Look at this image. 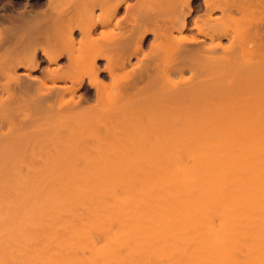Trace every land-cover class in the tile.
<instances>
[{"label": "bare ground", "instance_id": "obj_1", "mask_svg": "<svg viewBox=\"0 0 264 264\" xmlns=\"http://www.w3.org/2000/svg\"><path fill=\"white\" fill-rule=\"evenodd\" d=\"M218 1L219 0H217V1H215V0H46L44 5H42V6L40 5L41 10L38 13H36L37 15L34 12L36 17H35V21L31 23L32 24L31 27H29V25H28V27L32 31L35 30V27H36V30L38 29V31H39L38 35L39 36H37V35L36 36L39 37V38L37 40H34V41H33L34 38L30 39V36L31 37H35V35L34 34L32 35L31 33H30L31 34L30 35L28 33L29 31L27 30V26L25 27V29L28 31L27 33L30 35V36L28 35V37L31 40V44H30L29 43L30 41L28 42V40H27L28 37L25 38L27 43H29V45H30V46H27V48L24 47L25 51L21 50L22 49L21 46H20L21 49L18 48V51H19V49L21 50V51H19L20 53L17 50L15 51L14 49L13 50L10 49V47L12 48L13 46L19 47L18 46L19 44H17V43H16L17 45L9 46L8 48L10 50L8 51V48L4 47L5 45H7L6 43L8 41L5 43V45L1 46L2 44H4V41L6 40V38H4V41H3V39L1 37H4L6 34L11 35L15 31H17V29L20 31L19 28H17V29L15 28L14 29V28H10L9 27L8 30H11V33H9L10 31H6V32L4 31L5 35L3 34V31L1 33V30H0V36H1L0 37V43H1V40L3 42L0 45V115L2 114L1 116H3L1 118L2 119V122H1L2 123V127L0 126V128L3 129L6 126V129H7V127H8L7 125H10L11 122L13 123V125H15V123H16V125H17L16 128L17 129L13 125H10V126L14 127L16 130L12 129V127H10V126L8 127V129H10L9 132L11 131V133L13 135L15 134V131L18 130L17 131L18 133L17 132L16 133H17V135L19 137L23 133V131H22V130H24L23 126L27 125L26 126L27 129L26 128L25 129L29 132L31 130V128H33V127H31L33 122H39V123L42 124V122L40 120L44 119V120L48 121V125H44V124H42V125L40 124V125L43 128L47 127L48 130L51 129V132H52V130H54L53 134H55V132H56L55 136H57L58 132L60 131L59 128H61V130L64 129L63 131L66 130V132H67L66 135L64 134L65 135L64 136L62 134L64 136L63 142H62V139L59 138V136H57V137L61 140V142L63 144L66 145L65 148H67V151H69V152H67V155L69 157L66 155L67 156V161L69 160V163L71 162V160H72V162H74L76 160L78 161V159L75 160L72 157H75L77 155L78 151L76 149H78V148L82 149L83 148L82 144H81L80 147L79 146H75L74 145L75 143L72 144V141L73 142L75 141L74 138H77L76 140H77L78 143H79L78 139L80 141L89 139V142H86V144L87 143H91L93 141V142H95L94 145L96 144L100 148H103L106 145V144H104L106 142H103V141H105V140H103V139H105V137L107 138L109 136H112V137L117 138L119 140L123 139L124 137L125 138L126 137L129 138V137H132V136L136 137L135 135H137L140 132L139 129L142 127V123L141 124L140 123L137 124L136 122L138 120L140 122L141 119L142 120H147L145 118L146 117L145 115H150V113L149 114H147V113L144 114L143 113L144 110H145V106H146V104L144 106L143 103H145V102L147 103V101H152V103L154 101V103H155L154 99L156 98L157 99L156 102H158V100H159V105L161 103H163L164 106L162 104H161V106L165 107L164 109H162L161 106H158V108L160 107L159 110L161 109L160 111H162V110L165 111L166 110V106H167L166 105V100L164 99L165 96H163V94H162L163 91H162V93H160L159 91H155V90L159 89L160 87L157 86V89H155V86L153 84L154 80H151V83L149 84L148 90L146 91V93H145V89L146 88L145 89H141V90L140 89H138V90L136 89V91H133L130 94L129 93H123L122 89H121L122 79H121V77L118 76L119 74L117 73V70L125 68V66L127 65L126 64V60H128V62H129V60H130L129 58L134 56L136 53L142 51L143 45H144V41L146 39L145 36L147 34H152V36L155 38V43L152 46V48H154V51H155L156 48H158V51H157L158 54H157L156 51L155 52H156V54L158 56V60L160 59L159 60L160 64H158V67H157V63H156V65L154 63H153L154 65H152L151 64L152 61L149 62V63L153 66L154 69L158 68V74L160 73V75L165 78V81H167V83H169L171 85L170 88L172 86L174 87V89H175V93H173L174 98H175V96L177 94H180V95H184V98H187V100L191 101V99H189L188 96L186 97L185 95L188 92L187 94L189 95V93H190L189 97L192 98L193 95H192L191 91H193V93L195 94L194 95L195 99L192 98V100H194L195 103H196L199 100L198 99L196 101V97L199 98L201 93L206 92L205 90L210 91V90H208L209 88L208 89L205 88V90H203V87H201L200 85H202V86L204 85V87H206V84H213L211 86H214V85H216V84H214L216 81L221 82L220 84L217 83V84H219L220 87H221V85H222V87L223 86L226 87V88H224V87L223 88H219L218 92L220 91V89H221V91H223L224 89L226 91L227 88H228V91H229L230 88H231L230 85H232L234 82L240 83V85L239 84L236 85V86L239 85L240 88L239 89L237 88V89L241 90L240 92H242V90H245V89H243L244 87L241 89V84H245V87L247 86L249 88V84L247 82V80H248L247 78H249V80H251L250 78H252V77L251 76L247 77V76H249L248 73L247 72L243 73L242 72L243 70L240 72L241 67H239V66L237 67V65L240 64V65H242V68H245V69L248 66L250 67V65H251L252 68L248 67V69H250L249 72H251V70L253 68H255V69H253V71H256V69L258 70L260 68L259 65H260V63H262V61L259 62L260 57L257 55L258 53L256 52V51L259 52L260 49H258V50H256V49L259 48L260 43H262L263 41L260 42L259 41V37H258L259 34H255L254 36H257L255 38H258L257 40L260 43L259 44H256L258 42L255 43L256 44V49L254 48L253 50H251L252 48H250V49L247 48L245 43L248 42L249 39H250V41L252 39L249 37V35H247V34H249L248 30H247V33L245 32L246 27H248L249 24H246L245 22H244L245 23L244 24L242 21L245 18H246L245 20H247L248 13H250V14L251 13L254 14L253 12L257 13L256 9H258V13L257 14L261 13L260 12L261 10L259 11V9H261V8H258V7L261 6V5L259 6V4H260V2L262 0H220L219 2ZM262 3H264V0L261 2V4ZM42 7L45 10H43ZM40 8H38V9H40ZM202 8H204L205 12L202 15L198 16L197 18H195V20L192 22L194 24V27H196L197 29L199 28V31H201L203 27H205V28L209 27L210 29H208V31L212 30L214 27H218V28L219 27H230V28L231 27H237V28L240 27L239 30H237V28H235L236 30L234 29L235 32L237 31V36L241 37V38L239 37V42H241L240 44H242V42L245 41L244 42V46L245 47L244 48L242 47L243 49H242V52L239 53L240 54L239 57L237 55H235V54H237L236 51H235L236 53H233L234 52L233 48H231V50L228 49V48H230L229 46H228V48H226V50L224 49L225 50L224 51L225 52L224 56L226 55V57H224V56L221 57V58H219V57L218 58H214V57H210V56L208 57V56H205L206 50L208 51L207 52L208 54H209V51H211V53H212V52H214L215 49H217V47L220 46V48H221V44L220 45L218 44L216 46H211L209 48L207 47V49H206L205 46H201V47L196 46L194 48H192V47L190 48L188 46V43L190 41H188L187 38H182V37L176 38V37H174V33L175 32H178V33L180 32L181 33L184 29H186V27H188V25H189L188 17L191 16L193 13L195 14V13H199V12L203 11ZM38 9H37V11H38ZM122 9H124L125 17L124 18H119V15H120ZM254 9H255V11H252ZM262 10L264 11V7L263 6H262ZM35 11H36V9H35ZM122 12H123V10H122ZM217 12H219L220 15H221L220 18L217 17L219 19L214 18V15ZM22 13H24V12H22ZM28 13H30V12H28ZM250 14H249V16H250ZM31 15H32V17H34L33 14H31ZM240 15H241L242 18H239ZM243 15H245V17H243ZM252 16H255V14L252 15ZM257 16H259V15H257ZM22 17H23V19L25 18L24 15ZM32 17H30L28 19L30 22L33 21ZM26 18H27V15H26ZM262 18H264V17H262ZM23 19H21L23 22H24V20H25V22L26 21L28 22L27 19H24V20ZM263 21H264V19H263ZM263 21H261V22H263ZM25 22L22 23V24L24 25ZM247 23H248V21H247ZM245 25H247V26H245ZM251 25L249 27H252ZM263 25L264 24L262 23L260 25V27L263 26ZM243 26H245L244 27L245 29L242 28L244 31L241 30V27H243ZM114 27H115V29L112 30V28H114ZM123 27H132V29L130 30V32H128ZM149 27H155V28L153 30H150ZM20 28H21V31H23V34H24L25 33L24 30H22L23 27H20ZM99 28L102 29V30L109 29V32L102 31L100 33V37L99 38H94L95 35L98 33ZM116 29L118 30V32H116L117 31ZM214 30H212V31H214ZM220 30H221V28H220ZM77 31H79V33H80L79 36H80L81 39L79 41H77V33H76ZM219 31L218 32L215 31V34H218ZM235 32H234V34H235ZM244 32H245L246 35L244 34ZM220 33L224 34L222 32H220ZM15 34H17V32ZM15 34H13L15 36V38H13V39L17 40L18 36L16 37ZM208 35L210 36V34H208ZM241 35H244L245 37L244 36L243 37L245 39H242L243 37ZM20 36H22V34H20L19 37ZM25 36H26V34L24 35V37ZM209 36H207V37H209ZM217 36L218 35H216L214 37V33H213V35L210 36V38L212 40H214V39H216ZM220 36L221 35H219L218 37H220ZM222 36H224V35H222ZM234 36H236V34ZM19 37H18V39H19ZM238 37H234V38L237 40ZM234 38H233V41H234ZM247 38H249V39H247ZM11 39L12 38H10L9 41H11ZM20 39H21V37H20ZM240 39H242V40L240 41ZM260 39L262 40L263 38H260ZM7 40H8V38H7ZM236 40H235V43H237V46H238L239 43ZM32 41H33V43L35 41L37 43L39 42L37 44L38 46L36 45V43H34L32 45ZM21 42L25 43V40H22ZM253 42H255V41H253ZM189 45H191V43ZM234 45H235L234 48L237 47L236 44H234ZM252 45L253 44H251V46ZM262 45H263V43H262ZM262 45H260V48L263 47ZM242 46H243V44H242ZM1 47L3 49L4 48L7 49V52H4V51L2 52L3 49ZM28 47H30V50H29ZM203 47L206 49V50L204 49L205 50L204 54H203V49H202ZM27 49H28V51H26ZM227 50H228V53H227ZM262 50L264 52V47L262 48ZM262 50H261V53H259V54H261L260 56H262L261 59H263V56H264V53H262ZM13 51H14V53L17 52L16 54H18V53L19 54L18 55H14ZM229 51H230V53H229ZM231 51H233V52H231ZM25 52H26V54H25ZM39 52H41L42 55L45 56V58H46V60H47V62L49 64V67L47 69H45L44 71H42V73H41L42 76H43L42 79L41 78H36V77L34 78L31 75L32 71L37 70L39 67H41V63H40V60H39V57H38ZM215 52H216V50H215ZM22 53L25 54V56H22L23 55ZM222 54H223V52H222ZM227 54H229V56H227ZM101 59H105L107 64H108V65H106L105 70H103V72H101V69L98 68V66H97L99 60H101ZM170 60H171L172 63L170 62ZM185 61H187V64H186ZM188 61L190 63H193L192 66L194 67L193 69L192 68H189V69L194 70L195 68H197L198 72L200 74H201V72H203V73L207 72L206 74L209 75V73L211 71L215 72L216 69H215L214 66H216V65H217V67L219 66L221 68L223 66L224 69H225V70H223V72L225 71L224 73H226L227 70L229 71L232 68L231 65H233V63L236 66V67H233V68H236V69H233V68L232 69L236 71V70H238L237 68H239V71L237 73L233 74V71L231 70L232 75H231V72H229V73H227V75H228L227 76L221 71L223 68L221 70L218 68L219 69L218 72L213 73V75L210 73V75L212 77H209L208 80L205 79V81H204V79H202L203 82H201L200 81L201 79H200L199 80L200 84L199 85L195 84V85H197L198 88L199 87L202 88V90H201L202 92L201 93L199 92L200 89L198 90V88H194L195 85H193V87L190 86L191 91L189 89L187 90V87H185V86H184L185 90H182L184 88H183V86L180 85L181 81L182 80L184 81V80H187V79L183 78L182 80L180 79L181 81L179 79H178L179 81H176V79L173 80V78H171V74H172V72H174L175 77L182 75V73H184V72H182L184 69H182V67H181L182 65L181 64H183L185 62V64H186L185 66L188 65L187 67H190L191 65H190V63L188 64ZM263 62H264V60H263ZM150 64H148V65H150ZM172 64H175V66L173 67ZM194 64L196 65V67L194 66ZM263 64H262V68H263ZM151 65L147 66V68H151L152 67ZM244 65H247V67L246 66L243 67ZM197 66H199V67H197ZM143 67H145V66L143 65L141 67V69L139 67L138 70L134 69V70L130 71L129 75L127 74L128 76L124 79V82H125V85H126L125 88H126L127 91L130 90L129 89L130 86H133V85L136 84V83H133V85H132V82H134L135 80L137 81L138 77L142 78L143 76H145L143 73L146 72L147 69H146V67L145 68H143ZM19 68L26 69L29 72V74H27L24 77L23 76H19L17 74V70ZM262 68L259 69V70H262ZM143 70H145V71H143ZM259 70L256 71V72H259ZM149 71H150V69H149ZM194 71H191V72L193 73ZM219 71H221V72L219 73ZM246 71H248V70H246ZM106 72L108 73L109 77L111 78V81H112L111 85H107L102 80H100L102 74L106 73ZM198 72H195L196 75L199 74ZM222 73H223V75L220 77V75ZM246 73H247V76L243 77L244 74L246 75ZM83 74L85 75V77H86L87 74H89V75H87V77H89V79H90V83L89 84H90L91 88L93 87L96 90V94L94 96H95V99H96L95 102L97 104H95L96 106L94 105L95 107L94 106H92V107H89V106L88 107H84V109L82 108L81 109L82 111H81V110H79V108L81 107L80 106L81 105V101L89 103V101L91 99V98H89V96H86L84 98H81L79 101L75 100L76 94H77V90H78L76 88H81L85 84V80H84V75ZM236 74H240V75L237 77ZM204 75H203V77H208L207 75L206 76H204ZM233 75L236 76V77H234ZM225 76L227 78H230V77L231 78L234 77V78H232V79L230 78V82L225 83V80H229V79H226ZM253 76H255V74H253ZM182 77L183 76H181V78ZM196 77H197L196 79L199 78L198 76H196ZM262 77L264 78V75H262ZM219 78L220 79L222 78L221 80H223V81H221ZM263 78H261V79L263 80ZM3 79H4V82L1 81ZM196 79H191V80L194 81ZM255 79L259 80V73L258 74L256 73ZM253 80H254V77H253ZM187 81H189V80H187ZM223 82H224V84H223ZM252 82H254V81H252ZM58 83H63V84H65V86H63V87L58 86L57 87ZM67 83H71V84L75 85L76 87L75 86L66 87ZM188 83H185V84L187 85ZM195 83H197V81ZM230 83H232V84H230ZM185 84H183V85H185ZM235 84H233V85L235 86ZM260 84L258 83V84H255V85L257 86V85H260ZM255 85H253V86L256 87ZM163 87H162V89H163ZM168 87H169V85H168ZM208 87H210V86H208ZM218 87H216V89ZM251 87H250V89H251ZM257 87H259V86H257ZM257 87H256V89H257ZM193 88L195 90H197V92L200 93L199 96H198V93L196 94V91L193 90ZM260 88H261V86H260ZM174 89L172 90V89L168 88V94L167 95H170L169 93L174 91ZM234 89H236V88H233L232 89L233 91L232 90H230V91L234 93ZM169 90H171V92ZM213 90L214 89L212 88V91H210V92H213ZM181 91H184L185 93H181ZM228 91H227V93L225 92V94H228L229 93ZM237 91H235V92H237ZM246 91L247 90H245V92L243 91L242 93L243 94L245 93L247 95L248 93H246ZM251 91H252V89H251ZM254 91L256 92V90H254ZM258 91H261V90H258ZM176 92H177V94H176ZM165 93H167V91L164 92V94ZM208 93L207 94L205 93L206 96L201 95L200 98H203L202 96H204L203 102L205 101V97L207 98V95L209 97ZM213 93H216L215 90H214ZM221 93H223V92H221ZM221 93H219V94H221ZM211 94L212 93H210V95ZM251 94H252V92H251ZM191 95H192V97H191ZM230 95L232 97L233 94H230ZM235 95H240V94H238V92H237V94H235ZM252 95L255 98L257 97L256 96L257 93H254ZM252 95H249V96H251V98L253 99ZM134 96H135V98L139 97L140 100L138 98H136V100H135ZM143 96L145 98H142ZM244 96L242 97V95H241V97L239 99V102H238V99L236 101V99L234 100L232 98L233 101L237 102L236 104L239 103L238 107H237V105H236V107L231 106L233 109H235V108L237 109V110H233V112L238 111V114L239 113H241V114L245 113L246 115H248V111L251 110L248 107H249V105H251V103L250 104L246 103L247 101H245L243 99ZM249 96H248V98H249ZM263 96H264V94H263ZM263 96H262V98H264ZM169 97L170 96H168V98ZM181 97L182 96H180V98ZM215 97H213L212 99H214ZM225 97H222V99L221 98L220 99L223 100ZM238 97L236 96L235 98H238ZM260 97L261 96H259V98ZM147 98L148 99L151 98V100L150 99L148 100ZM171 98H173L172 94H171L170 99ZM174 98L171 99V100H174L172 102L176 103V101H177V103H179L180 106H181L182 102H180V101H184V100H181L178 97L180 99V101H178V99H174ZM184 98H182V99H184ZM209 98H211V97H209ZM141 99H142V101H141ZM208 99H206V100H208ZM212 99H210V101ZM216 99H217L216 100L217 102L220 101L219 104L222 102L220 99H218V97H216ZM227 99H228V96H227ZM229 99H230V97H229ZM232 99H230V100L232 101ZM256 99H258V98H256ZM226 100H223V102H225ZM260 100H261V98H260ZM190 101L187 102L188 105H190L189 104ZM200 101H202V100H200ZM210 101L209 102L207 101L209 105H211ZM214 101H213V103H214ZM191 102H193V101H191ZM217 102L214 103V105H216ZM228 102H227V104L229 105ZM200 103L202 105V102H200ZM263 103H264V99H263ZM191 104H193V103H191ZM223 104H221L219 106L216 105V110H219L220 115H221L219 117V119H217L216 122L212 121L214 124L212 122H210L209 120L208 121L205 120L206 122H201L202 123L201 127H204L203 131H205V129H207L209 138L207 137V134H205L206 137L208 139H211L212 142L215 143L218 146V148L221 147L225 151H230L231 149L234 150L235 147L233 145L237 144L236 145V149L237 150L235 149L234 151H236L238 153L239 152L243 153V151H245L246 153H248L247 155H250L247 158L250 159V157H252L251 158L252 159V163H250V165L252 164V167H248L250 165L246 164L247 163L245 161L246 156L244 158V156L241 155L244 158L243 161H242V157H240V158L237 157L238 158L237 161H239V159H240L241 162H238V164L236 163L237 166H238L236 168L239 169L241 174H243V173L246 174L247 179L245 178L246 177L245 176L244 177L245 180H243L245 183L240 184V185H236L235 187H233V189H231V187H229L231 190L227 189L228 187L225 185L226 181L222 180L221 178H222V176L226 175V173L228 172V169H229L228 166H222L221 168H219L217 171H214V172L213 171L212 172H210V171L207 172V170L211 169L212 166L209 167V165L207 166L206 164H204L205 166H202L200 168V170L195 168L194 165L192 166L191 170L187 169L189 167L186 168L185 165H182V164L179 165V166H176L174 168L173 167L165 168V166L164 167L162 166L163 170H162V168L160 169V170H162V174L161 175L159 174L162 178H160L161 181L159 179V182H158L159 185H156V184H158L156 182V184H154L156 186L150 187L149 186L150 183L148 182V184H147V182H146L147 180L145 181V183L143 182V185L147 184V187L145 185H144L145 188L142 187V188H144L143 191H142L143 195L140 194V196L142 198L138 196L139 198H141V200H140L138 197L132 199L133 196H134V195H132L133 194V191H132L133 188L130 187V186H127V185H129L128 183H126V182L124 183V181L121 182L119 177L116 176V178H115V175H113L112 170H111V172H112L111 174H109L110 172L108 174L104 173V170H106V171L109 170L110 171V169H111L110 167H109V169H103V168H99L98 167L99 169H102L101 171H98L99 169H96L97 167L95 169H94V167H93V169L91 168L92 170L89 169V168L88 169L86 168L88 170L87 172L85 170L86 174L84 173L86 178L88 177L87 174L90 175L89 178L91 177V175H93L94 177L92 176V178L94 180H96V179L100 180L101 176L103 178L106 176L107 177V178H105L106 180L104 179L102 181V179H101V182L105 183L107 180H110V183L111 184L113 183V185H111L113 187H110V189H109L110 184H108V186H107V184H105L106 186H104V184L102 185V188L104 187L105 190L108 189L107 190V194L108 195L102 194L105 191L104 189L98 188V186L95 188L96 190L98 189L97 190L98 194H99V191H101L100 193L102 195H104L106 197L109 196L107 198L104 197L105 200H107L108 198L111 197L110 198L111 202H106L105 200H100V202L101 201L102 202L99 203V205H100L99 209H94V210L89 211L91 213L88 214L86 219L83 218V219L79 220L77 218L78 220L77 219L74 220L76 223L73 220H71V219L67 218L68 220L67 219L65 220L66 217L65 218L62 217L64 219V220L61 219V220H63L62 221L63 229H64L63 231L67 232L66 235L67 236L69 235L71 237L72 236L73 237L74 236L77 237L76 235H78V236L79 235L80 236L83 235L82 237H86L87 238V237H90L92 235V233L95 232V230L97 231L99 228L102 231V227H106L105 224H108L110 222V220H111L112 224H111V226L108 227L111 231L110 230H108V231L105 230L104 231V228H103L104 234L108 232L107 234H109V235L111 233V235L112 236L114 235L116 238L120 235L121 238H122V236L124 235L125 231L124 232H122V231L120 232L119 231L120 230L119 227H121V226H120L119 222L115 220V219H118L117 218L118 215H117L116 218H114V217H112V214L113 213L115 214V212L117 213L118 210L119 211L120 210L121 211H127L128 209L129 210L131 209L132 211L130 210V211H127V212H129V213L131 212L130 213L131 215L133 213L134 217H136V220H138V222L140 224L139 225L140 227L138 226L139 230L137 232L138 234L135 235V239L138 242L140 241V238H141V240L143 239L144 242H145V239H147L145 247H147V245H149V243L151 242V238H155L157 235H159V236L163 235L164 232H165L164 235H166V232H167L169 234V236H171V238L169 237L170 239H173V240H171V242L175 241L174 238L176 239V241L174 243L172 242L171 244H174V246H176L178 248L179 251L178 250L177 251L179 252V254L182 257L181 256L180 257L177 256L178 252H176V250H175L173 255L174 256L176 255L177 257L176 256L174 257V258H176L175 259L176 263L174 262V264H225V263H229V262L232 263V261H234V262L237 261L236 264H243V262L241 263V261L238 260V258H239L238 256L240 254L239 248L231 249L230 247L226 248L228 245H223L224 247L226 246L224 248V250H220L221 252H219L217 250L216 245H214L216 241L214 243H213V241L215 240V238H217V236L219 237V235H217V233H218L217 231L218 230L216 231L214 229H215V227L217 225H218L219 228L223 227V228H221L219 230V233H220V237H221V235H222L221 232L223 233V231H224V234L222 235V238H223L222 240L225 239L224 242L226 240H228V238H232L233 239L234 235L239 236L240 233H243V234H240L243 237H248V236L251 237V235H252V237H251L252 239H253V233H254V234H256V236L258 238V239L256 238L255 241L259 240V216H258L259 212H257V211H259V202H258L259 201V194H258L259 190H258V188L255 189L256 186L259 187V185L256 184V183L259 182L258 181L259 180V156H257V154L255 155L254 154L255 152L253 153V151L255 150V148H256L255 145L258 143L257 141H259V137L261 135H262L261 139L264 141V138H263V135H264L263 134L264 133V121H262V123H261V121H259L260 124L258 123L259 126L257 127V124H255V125L252 124V122H251L252 119L245 118L244 117V116H246L245 114L243 116L241 114L237 115V112H236L235 113V117L236 118L238 116H242V118H244L246 120H249L247 122H246V120L245 121L243 120L245 122V124H246V125L244 124V126L247 127L248 130L246 129V132H245V130L241 131L243 126L241 127V126H239V124H236L237 126L234 125V127H232L233 129L230 127L231 128L230 132H229V130L228 131H224V127L223 126H224V124H226L225 123L226 118L228 116L230 117L232 111H230L229 108L226 107L227 106L226 104H225L226 106H224ZM247 104H249V105H247ZM252 104H253L252 105L253 107L252 106H250V107L255 108L254 106L256 105V108H257L258 106H260L259 109L262 107L263 108L262 111L264 112V104H263V106H261L262 104L261 105L260 104L257 105V103L254 104L253 102H252ZM183 105H184V103H183ZM214 105L212 104L211 107L210 106H208V107L209 108L213 107V109H215ZM231 105L235 106V103L231 104ZM148 106H149V104H148ZM148 106H146V109L148 108ZM151 106H152V108H154V105H151ZM151 106H149V107H151ZM155 106H157V105H155ZM180 106H177V104H176V106H173V107H177V108L179 107L178 110L176 108H174V109L170 108V107L169 108L172 109L171 112L176 111V110L179 112V111H181L180 109H182V108H180ZM183 108H184V106H183ZM204 108H206V107H204ZM204 108H202V109H204ZM206 109H207V112L211 111V113H212V110H209L208 108H206ZM148 111L150 112V110H147V112ZM229 111H230V113H229ZM83 112L87 113L85 115L83 114V116H85V117L80 116V115H82L80 113H83ZM157 112H158V110H157ZM193 112L190 113V115L192 116V118L196 119V116H195L196 114L194 115ZM203 112L204 111H202V114H203ZM219 112H217V113H219ZM196 113H198V112H196ZM88 114H91V115H88ZM131 114H132V116L134 115V118H137V121L135 119V122H134V118H131L132 117ZM206 114H208V113H206ZM92 115H93V117H92ZM105 115H107L109 117V118L107 117L109 119V121H107V119H105L106 118V117H104ZM88 116H90L89 118H92L93 119L92 121L95 122V123L92 122L93 126H91L92 124L89 122V121H91V119H89ZM128 116H130V120H129V122L127 121L128 123H125ZM175 116H173V118ZM261 116H263V115H261ZM147 118L149 119L150 117L147 116ZM178 118L177 117H176V119L174 118V120L177 121V124L179 123L178 122ZM111 119H113V120H111ZM132 119H133V122L131 121ZM161 119H162L161 120V124L162 125L160 124L161 128L159 129L158 136L161 137V139L164 138L165 140L166 139H171L172 138V134L174 133L173 132V130H174L173 127L175 128V126H173V127L170 126L172 128H168V126L166 125V119L165 118H161ZM263 119H264V117H263ZM176 121H175V123H176ZM197 121H199V120H197ZM142 122H144V121H142ZM27 123H30L31 125L30 124L28 125ZM71 123L73 124L74 128H77L75 130V132L71 131V128L73 127ZM89 123L91 125H89ZM144 123H143V125H144ZM239 123H241V122L239 121ZM94 124H96V126ZM163 124H165L164 125L165 127H163ZM219 124H222L220 129H219V126H220ZM37 125H38V123H37ZM40 125H38L39 132L40 131L42 132V130L45 132V130H47V129H43L42 127H40ZM18 126H20L21 129H19ZM93 127L100 128V130H94L93 129L92 132H91V130L89 131V128L92 129ZM162 127L166 128V130L163 131L164 129ZM40 128H42V130H40ZM2 129H0L1 132H2ZM8 129L5 130V128H4V130H3V131H5V136H6L7 133H9V132L6 133V131H8ZM57 129L59 131H56ZM145 129H143V130H145ZM140 130H142V129H140ZM143 130L141 131L142 133H143ZM259 130H260V132L262 134L260 133L261 135L259 137L255 136L259 132ZM19 131L22 132L20 135H19ZM31 131H33V130H31ZM63 131H62V133H63ZM203 131H201V132H203ZM34 132L35 131H33V133L29 132L28 134L24 132L22 134V135H24L27 138V140H26V145L27 146L30 145V144H27V143H30L28 141H31L33 138L36 137V136H34L35 135ZM2 133L0 134V143L2 141H4V139H5L4 135H2ZM30 133L34 134L32 136V138H30L31 135H32V134L29 135ZM42 133H41V137L43 135ZM49 133H47L49 136H53L52 133L51 134H49ZM203 133H206V132H203ZM143 134L147 138V136L150 134V132L148 133V131H146V133H143ZM22 135L20 136V138H17V136H16V138L20 140L23 137ZM44 136H47V135H44ZM155 136H156V134H155ZM201 136L199 137V138H201L200 140H202L204 138L203 136H202L203 138ZM10 137H12V136H10ZM10 137H8V136L6 137V140L3 143L4 146H5V144L10 143V142L13 145V141L10 140V139H13L15 143H16V141L19 142L16 138H14L15 136H13V138H10ZM28 137H29V140H28ZM57 137L54 138V136H53L52 138L58 140ZM2 138H4V139L2 140ZM7 138L8 139L10 138V139L7 140ZM26 138H24V139H26ZM45 138L47 140L51 139V138H48V137H45ZM24 139H22V140H24ZM161 139H159V140H161ZM180 139H177L175 141L174 144L176 145V147L177 146L180 147V145H183V143L186 141V140H184L182 138H180ZM205 139L206 138H204V140ZM22 140H20L19 143L14 144V146L17 147L16 146L17 144L18 145H21V144L25 145V143H24L25 141H23V143H21ZM33 140H35V139H33ZM41 140H43V138H41ZM57 140H55V141L57 142ZM90 140H91V142H90ZM7 141H9V142H7ZM36 141L37 140H35L34 142H36ZM194 141H196V140H194ZM41 142H43V141H41ZM189 142H191V141H189ZM205 142H207V141H205ZM205 142H202L203 145L205 144ZM50 143H51V141H50ZM162 143H164V142H162ZM194 143H193V145H194ZM10 144H7V145L11 146L12 149H14L15 147H13ZM139 144H140V142H139ZM159 144H160V142H159ZM185 144H186V142H185ZM196 144H198V142ZM207 144L208 143H206V145L204 147L202 146L203 147L202 151H204V150L206 151V154H205V151H204V153L201 152L202 154L200 153L202 156H203V154L205 155V156H203V158L204 157L207 158L208 156H211V153H212L211 150L214 149L213 146H212V149H211L210 145L208 146ZM3 145H1V146H3ZM7 145L5 146L6 148L4 146H3V148L7 149ZM36 145L38 146V143H36ZM51 145H55V142H54V144L51 143ZM71 145H72V147H74V146L76 147V149L74 151L72 149H74L75 147L72 148ZM76 145H78V144H76ZM137 145L135 144L136 147H137ZM257 145H258V147L260 146L259 144H257ZM39 146H40V144H39ZM42 146H43V144H42ZM46 146H47V144H46ZM46 146L44 145V148H46L47 151H48L49 148L46 147ZM83 146H85L84 143H83ZM207 146L210 147L211 150L209 148H207ZM11 147L9 148L10 150L8 149L9 153L11 151L14 152V153H18V152L22 153L23 150L25 151V149H24L25 146L22 147V149H23L22 151H18V152H17V148L18 147L16 149H14V150H16V152L14 150H12ZM116 147H119V149H120V146H116ZM159 147H161V146H159ZM19 148H20V146H19ZM69 148H71V149H69ZM155 148H157L156 145H155ZM28 149H29V147H28ZM31 149H32V146H31ZM50 149H52V147H50ZM81 149H80V151H81ZM119 149H117V150H119ZM41 150H39V151H41ZM70 150H71L72 153L70 152ZM83 150H84V148H83ZM8 151L5 150V155L6 156L9 155ZM39 151H38V153H39ZM62 151H64V153H65V149H63ZM132 151H134V150H132ZM6 152H7V154H6ZM69 153H70V155H69ZM80 153L81 152H79V154ZM35 154L37 155V153H35ZM65 154H63V152H62L61 155H65ZM136 154H138V155H136ZM136 154H135V156H139L138 152H136ZM225 154H227V153H225ZM28 155H29V153H28ZM144 155H142V156H144ZM1 156H3V155H1ZM13 156H15V155H13ZM66 156H65V158H64V156H61V160L63 161L65 159V162L67 163ZM35 157L33 156L34 159H35ZM62 157L64 159H62ZM139 157H137V159ZM11 158H12V156H11ZM52 158H50V160H48V158H47V162L49 161V163L53 164V162H51V161H54V165H56L55 164V158H53V159ZM69 158H72V159H69ZM76 158H79L78 155L76 156ZM84 158L86 159V161L90 162V160H88V159H90L91 157L85 156ZM171 158L173 159V157H171ZM231 158H232V156H231ZM235 159L236 158H234V161H235ZM5 160H7V159H5ZM160 160H162V159H160ZM31 161H33V160H31ZM135 161H136V159H135ZM29 163H30V165H32L31 162H29ZM49 163H46V164H49ZM108 163L110 164L111 162H108ZM149 163H151V162H149ZM52 164H49V166L47 165L49 167V169H52V170H49L47 168L48 171H50V172H53V170L55 171L56 170L55 168H57V167H55ZM163 164L165 165V163L162 162V165ZM26 165H28V164L26 163ZM50 165H52L51 168H50ZM26 167H28V166H26ZM1 168H3V167L1 166ZM33 168H35V166ZM75 168H76V166H75ZM77 168H76V171H77ZM28 169H31V168H28ZM35 170H36V168H35ZM55 172H58V171H55ZM77 172H79V171H77ZM82 172L83 171H81V173L79 172V175L82 174ZM100 172H103L104 174H102ZM3 173H2V175L4 176ZM54 173H53V175L55 176L56 174H54ZM10 174H8L6 176L9 177ZM14 174L17 176V172L14 173ZM51 174L52 173H50L49 175L51 176ZM79 175H78V177H79ZM0 176H1V174H0ZM81 176L79 177V179L81 178ZM237 176H239V175H237ZM62 177L63 176L61 175V178ZM65 177H69V176H64L63 180H65ZM82 177H84V175ZM98 177H99V179H98ZM175 177H177V178H175ZM0 178H2V177H0ZM10 178H12V180H13V177L10 176ZM14 178H15V176H14ZM156 178L158 179L157 176H156ZM249 178H250L251 182H249L250 181V180H248ZM54 179L55 178H53L52 180H54ZM178 179H180V181L182 180L181 183H179L180 181ZM20 180H19V182L21 183L22 180L21 181ZM24 180H25V178H24ZM37 180H38L39 184L34 179L33 182L35 183V185L32 184V189L30 187V189L33 190V194L34 193L36 194V193H38L40 191V188H38V185L41 186L40 184H42V183H40V181H39L40 179L37 178ZM66 180H68V179H66ZM66 180H65V182H67ZM69 180H71V179H69ZM69 180H68V182H69ZM239 180H240V178H239ZM4 181H5L4 184L5 183L7 185L9 184L7 182L6 178H5ZM49 181H51V180H49ZM177 181H179V182H177ZM234 181H235V178H234ZM253 182H254V184L256 186L253 184ZM26 183H27V181H26ZM235 183L237 184V182H235ZM50 185H52V184L50 183L49 186ZM195 185H197V186L199 185V186L198 187L196 186L197 188H195ZM23 186L21 185V187H23ZM43 186H42V188H43ZM174 186L175 187L177 186V187L175 188ZM106 187H108V188H106ZM146 188H148V189H146ZM171 188H174V189H171ZM178 188L181 189V190H179ZM193 188H195V189H193ZM21 189H23V188H21ZM95 189H91V190H93V193H94ZM172 190L173 191L174 190L175 191L178 190V193H177V191L173 192ZM182 190H184L183 194H182V192H183ZM191 190H194V191L192 192ZM25 191H27V189ZM131 191H132V193H131ZM28 192H29V190H28ZM205 192H207V194ZM251 192H255V194L258 197V199H256L257 198L256 197L255 200H253L254 202L250 205L251 206L250 209H248V210L245 209L244 210L245 207L243 206V204L245 205V203H247V201L249 200V195H250ZM29 193H31V191ZM90 193H92V191ZM176 193H177V195H176ZM179 193H180V196H179ZM192 193H194V194H192ZM22 194H25V192L23 191ZM22 194H20L19 196L22 197ZM35 194L33 196L31 195V197H29L28 194L26 195V199L28 198V201H29L30 205H32L33 203H31V202L33 200L37 199L38 196H39V193H38V195H35ZM86 194H88V193H86L85 190H84L83 194L80 197L81 206H83V204H84V200L83 199L86 196ZM255 194L251 193V196H254ZM172 195H175V197L174 196L172 197ZM13 196H15V195H13ZM97 196H99V195H97ZM130 196H132V197H130ZM251 196H250V198H251ZM16 197H18V196H16ZM32 197H34V198L32 199ZM99 197L98 198L101 199L102 196H99ZM11 198L9 197L8 200H10ZM54 198L55 197L52 198V196H51L50 199H53V201H51V202H49V199H48L47 202H49V206L48 207L50 208V211L48 209V210H46V212L49 211V213L52 214V215H50V217L52 216V218L50 220L54 219V220H52L54 222L50 221V223L54 224V223L58 222L57 224H59V226L57 225V227H55L56 224L55 225H50V226L51 227L54 226L53 228H59L60 227V229H61L62 228V225H61L62 223L60 221V218H61L60 217V214H61L60 212L63 213V210H62V209H64L63 205L66 207L65 204H67V200H65L66 203H63L64 201L57 200V199H55L57 201H54ZM152 198H153V200H152ZM148 199H150V200H148ZM24 200L20 201L19 202L20 204L19 203L16 204L17 201H15V205H17L16 208L19 209L20 207L18 205L21 206L20 209H22V210H18L19 212L21 211L20 212V216H21L22 212L24 214H26V212H28V211H26V210H28L27 208H22V207H25V205H23V201ZM151 200H152V202H149ZM214 200H216V201H214ZM244 200H246V201H244ZM13 201H14V197H13ZM35 201H34V204L37 203ZM107 201H109V200H107ZM145 201H146V203H145ZM5 202H3V203L5 204ZM47 202H46V204H47ZM189 202H190V204L193 203L191 205L192 208H190V209L193 210V211L191 210L193 212L192 213L193 215H190V216L188 215L187 216L188 212H184V214L186 216L184 214L183 215L180 214V213H182L181 208L183 209V207L187 206L189 204ZM215 202H217V204ZM232 202H233V204H232ZM241 202H242V204H241ZM141 203H142V205H141ZM148 203H149V205H146ZM151 203H152V205H151ZM185 203H187V204L184 205ZM249 203H250V201H249ZM231 204H232V206H234V205L235 206L234 207L231 206V209H230V205ZM7 205H9V204H7ZM213 205H215V208H216L215 209V215L214 216H212V215L210 216L209 214H207V212L212 210V208H210V207L213 206ZM3 207L4 206H2V209L4 210ZM5 207H6V205H5ZM30 207H31L32 210H35V211H37V209H38V207L35 208V209H33L32 206H30ZM43 207L42 208L40 207L41 210L43 209ZM117 207H119L120 209L117 208ZM246 207L248 208L249 206H246ZM7 208H8V206H7ZM46 208H47V206H46ZM114 208H117L116 209L117 211ZM125 209H127V210H125ZM190 209H189V213H191ZM111 210H112L113 213L111 212ZM205 210H207V212ZM119 211H118V213H119ZM184 211H186V210H184ZM251 211L252 212L255 211L253 214H256V213H258V214L253 216ZM6 212L7 211H5V213ZM29 212H31V211H29ZM37 212L36 213L34 212V214H35L34 216L33 215L29 216V214H28V218H31V220H28V221L33 222L32 219L34 220V219L37 218ZM17 213H15V214H17ZM204 213L207 214V215H204ZM24 214L21 217L22 220L21 219L20 220L22 221V223L25 224L26 220H23V219L26 218V216H24ZM30 214H33V212L30 213ZM55 214L60 217V218L58 217L59 219L57 221H55V218L57 217V216L55 217ZM53 215H54V218H53ZM20 216L19 217L17 216V217L20 218ZM35 216H36V218H35ZM40 216H42V215H39V218H41ZM13 217H15V215ZM134 217H132V218H134ZM8 218H10V217H8ZM18 218H17V220H18ZM113 218H114V220H112ZM6 220H7V218H6ZM105 220L106 221L109 220V221L106 222ZM9 221H11V218H10ZM12 221H13V219H12ZM48 221H49V219H48ZM14 222H15V220H14ZM16 222H18V221H16ZM113 222H115V223H113ZM100 225H102V227ZM171 226L173 228L176 227V230H174L175 228L173 229ZM237 227H238V229H237ZM170 228L173 229L172 232L170 231ZM181 228H182V230H181ZM206 228H207V230H209L208 228H210V230L207 231V233H208L207 235L208 236H207L206 239H204L205 241H203V238L201 240L200 239L201 237H198L199 239L198 238L196 239V237L199 236V234H200L199 230H201V229L206 230ZM168 230L171 233H169ZM98 231H100V230H98ZM226 231H228V232H226ZM237 233H238V235H237ZM104 234H103V236H105ZM245 234H246V236H245ZM159 236H157V238ZM223 236H225V237H223ZM163 237H166V240H164L165 238H161L164 241L162 243L165 244V246L166 245L168 246V244H170V242L169 243L167 242V238L168 237L167 236H163ZM121 238H120V241H119L120 244H121ZM118 239H119V237H118ZM118 239H117V241H118ZM149 239H150V242H149ZM190 240H191V242H189ZM245 240H246V238H245ZM143 241H140V242L143 243ZM153 241H154V239H153ZM160 241H162V240H160ZM186 241H188L189 243H192V242L195 241V243L196 242L197 243L195 245L190 246L191 244L189 245L188 242H186ZM49 242H51V240ZM157 242H159V241H157ZM184 242H186L187 247H188V245L190 247L187 248ZM135 243H136V241H135ZM153 243H155V241ZM180 243H182V244L184 243V245H182V244L180 245ZM258 243H257V246L254 248L255 250L256 249L257 250L256 251L253 250V253H255V254H251V256L253 255L251 257L252 258L251 262H253V264H257V263L259 264V260H258L259 259V255H258V253H259V247H258L259 244ZM136 244H138V243H136ZM171 244H170V246H173ZM48 245H49V243H48ZM142 245H144V243ZM142 245H141V247H143ZM151 245L152 244H150L149 246H151ZM178 245H180L181 248H179ZM233 245H234V243H233ZM217 246H218V244H217ZM154 247H155V245L154 246L152 245V248H154ZM159 247H160V249L164 250L161 246H159ZM234 247H237L236 244H235ZM168 248H170V247H168ZM146 249H148V251H149L150 247L149 248L147 247ZM165 249H166V247H165ZM180 250H182V251H180ZM102 251H103V249H102ZM104 251H106V250H104ZM175 253H177V254H175ZM181 253H183V255ZM130 257L129 258L127 257L128 263L124 262L122 260L123 264H129V263L136 264L137 262L140 261L139 258H138L139 260H136L137 258H133V257H131L133 259L130 260ZM121 259H123V258H121ZM149 264H152V263H149ZM153 264H158V263H153Z\"/></svg>", "mask_w": 264, "mask_h": 264}, {"label": "rangeland", "instance_id": "obj_2", "mask_svg": "<svg viewBox=\"0 0 264 264\" xmlns=\"http://www.w3.org/2000/svg\"><path fill=\"white\" fill-rule=\"evenodd\" d=\"M215 1H217V0H215ZM220 1V0H219ZM218 1V2H219ZM263 1V0H262ZM261 1V2H262ZM133 2V1H132ZM261 2H260V4H259V6L260 7H258V8H261V9H259V11L261 12H259L260 14H257L258 13V9H256L257 10V13H255V12H253L254 14H255V16H252V15H254V14H250V13H248V17H247V20H245V19H243V23L245 22L246 24H249L248 25V27H246V30H245V32L247 33V30H248V33L249 34H247V35H249V37L252 39L251 41H250V39L249 38H247V39H249V41L248 42H246L245 44H246V46H247V48H252L251 50H253L254 48L256 49V44H259L261 41H263L262 43H263V45H262V43H260V45H262L263 47H264V25L263 26H261L260 27V25L263 23L264 24V21H263V19L264 18H262V17H264L263 15H264V11L262 10V6L264 7V3H262L261 4ZM43 10H45L44 8H43ZM42 10V11H43ZM122 10H123V12H122ZM121 10V13H120V15H119V18H124L125 17V12H124V9H122ZM202 10L203 11H201V12H199V13H193L191 16H189L188 17V21H189V25H188V27H186V29H184L181 33L179 32H175L174 33V37H176V38H180V37H182V38H187L188 39V41H190L189 43H188V46L191 48H194V47H196V46H199V47H201V46H205L206 47V49H207V47L209 48V47H211V46H216V45H220L221 44V48H220V46L219 47H217V49H215L216 50V52H215V50H214V52H212L211 53V51H209V54L207 53L208 51L203 47L202 49H203V54H204V51L206 50V54H205V56H210V57H214V58H221V57H223L224 56V54H225V50H226V48H228V46L230 47V48H228V49H230L231 50V48H233L234 50V52L233 51H231V52H233V53H236L237 52V54H235V55H237L238 57H239V53H241L242 52V49L245 47L244 46V42H242V44H243V46H242V44H240L241 42H239V37L237 36V31L235 32L234 31V29L235 28H237V27H214L212 30H214V31H212V30H209L208 31V29H210L209 27H207V28H205V27H203L202 28V30L201 31H199V28L197 29L196 27H194V24L192 23L194 20H195V18H197L198 16H200V15H202L205 11H204V8H202ZM252 11H255V9L254 10H252ZM44 12V11H43ZM251 12V11H250ZM263 13V14H262ZM99 14V13H98ZM249 14H250V16H249ZM247 15V14H246ZM257 15H259V16H257ZM216 16V17H215ZM252 16V17H251ZM217 17H221V15H220V13L219 12H217L215 15H214V18H217ZM243 17H245V15H243ZM219 18H217V19H219ZM239 18H242L241 17V15L239 16ZM249 18V19H248ZM191 21V22H190ZM247 21H248V23H247ZM261 21H263V22H261ZM244 23V24H245ZM252 24V25H251ZM252 26V27H249V26ZM245 26H247V25H245ZM245 26H243V27H241V30H243L242 28H244ZM259 26V27H258ZM239 27V26H238ZM125 30H127L128 32H130V30L132 29V27H123ZM155 27H149V29L150 30H153ZM217 28V29H216ZM220 28H221V30H220ZM240 28V27H239ZM239 28H237V30H239ZM111 29V28H110ZM115 29V27L114 28H112V30H114ZM245 29V28H244ZM251 31H250V30ZM117 30V29H116ZM115 30V31H116ZM220 30V31H219ZM236 30V29H235ZM102 31H106V32H109V29H104V30H102V29H100L99 28V31H98V33L95 35V37L94 38H99L100 37V33L102 32ZM215 31H219V33L220 32H222V33H224V34H215ZM224 31V32H223ZM244 31V30H243ZM242 31V32H243ZM251 33H250V32ZM116 32H118V30L116 31ZM214 33V37L216 36V35H221L220 37H216V39H214V40H212L211 38H210V36H212L213 35V33ZM234 32H235V34H236V36H234L235 34H234ZM245 32H244V34H245ZM257 32V33H256ZM77 33V41H79L81 38H80V36H79V31H77L76 32ZM207 33V34H206ZM208 34H210V36L208 35ZM242 34V33H241ZM252 34V35H251ZM255 34H259V41L257 40L258 38H255V37H257V36H254ZM222 35H224V36H222ZM246 35V34H245ZM207 36H209V37H207ZM242 37L244 36V35H241ZM234 37H238V39L236 40L235 38H234V41H233V38ZM245 37V36H244ZM242 38V39H245V38ZM253 37V38H252ZM145 41H144V45H143V49H142V51H140V52H138V53H136L134 56H132L131 58H129L130 60H129V62H128V60H126V66H125V68H123V69H118L117 70V73L119 74L118 76L119 77H121V79H122V82H121V89H122V92L123 93H132L133 91H136V89L138 90V89H145V93H146V91L148 90V86H149V84L151 83V80H154L153 81V84H154V86H155V89H157V86H159L158 88L160 89H157V90H155V91H159L160 93H162V91H163V96H165L164 97V99L166 100V112L164 111V110H162V111H160L159 110V108H158V106H161V104L163 105V103H161L160 105H159V100H158V102H156L157 101V99L155 98L154 100H155V103H154V101H153V103H152V101H147V103L145 102V103H143V105L145 106V104H146V106H148V104H149V106H151V105H154V108H152V106L151 107H149L148 106V108L146 109V106H145V110H144V114H149L150 113V115H145L144 117L147 119V120H140V122H139V120L137 121V118H134V115L132 116V114H131V118H134V122H135V119H136V123L138 124V123H142V127L140 128V129H145V130H143V133H146V131H148V133L150 132V134L147 136V138L144 136V134L141 132L142 130H140L139 129V131L141 132H139L137 135H135L136 137H129V138H123V139H117V138H114V137H112V136H109V137H105V139H103V140H105V141H103V142H106V143H104V144H106L103 148H100L99 146H97L96 144L94 145V143L95 142H91V140H90V142L91 143H87L86 144V142H89V139H87V140H82V141H80L79 139H78V141H79V143L77 142V138H74V142L72 141V144L73 143H75L74 145L75 146H81V144H82V147L84 148V150H83V148L81 149V148H78V149H76V147L74 148V147H72V145H71V147L72 148H74V149H72L73 151L76 149L78 152H77V155H78V157L79 158H76V156L75 157H72L73 159H78V161L76 160V161H74V162H72V160H71V162L69 163V160L67 161V152H69V151H67V148H65L66 147V145L65 144H63L62 142H63V139H64V136L66 135V130L65 131H63L64 129H62L61 130V128H59L60 129V131L57 129L56 131H59L58 132V134H57V136H59V138L60 139H62V142H61V140L57 137V136H55V134H56V132H55V134H53L54 132V130H52V132H51V129H47V127L46 128H43L41 125L42 124H44V125H48V121H46V120H40L41 122H42V124L41 123H39V122H33L32 123V125L30 124V123H27L28 125L30 124L31 125V127H33V128H31V130H33V131H35L34 133H35V135L34 134H32L33 133V131H29V132H32V133H30L29 135H31V137L30 138H32V136L34 135V136H36L35 138H33V139H35V140H37L36 142H34L35 140H31V141H28V142H30V143H27V144H30V145H26V140H27V138L24 136V135H22L24 132L25 133H29L26 129H27V125L26 126H23V128H24V130H22L23 131V133L21 132V131H19V135L21 134L23 137H22V139H24V138H26V139H24V140H22V139H20V140H22L21 141V143H23V141H25L24 143H25V145L23 144H21V145H16L18 148H19V146H20V150L17 148V147H15L14 146V144H16V143H19L20 142V140L19 139H17V138H20V136L18 137V135H17V131H15V134L13 135L12 133H11V131L9 132V130L10 129H8V127L10 126V125H13V123L11 122L10 123V125H7L8 127H7V129H8V131H6V133L7 132H9V133H7L6 134V136H5V131H3L4 130V128H5V130H7L6 129V126L2 129V128H0V129H2V132L4 133H2L1 132V130H0V134L2 133V135H4V137H5V139L4 138H2V140L4 139V141H2L0 144L1 145H3V143L5 142V140H6V137L8 136V137H10V136H12V137H10V138H13V136H15L14 138H16V136H17V140L19 141V142H17L16 140V143L14 142V140L13 139H10V140H12L13 141V145H12V143L10 144V143H7V144H10V145H12L13 147H15L14 149H16L17 148V152L18 151H22L23 149H22V147H24V149H25V151L23 150L22 151V153L21 152H18V153H14V152H10L9 153V151H8V149L11 147V146H8L7 144H5V146L7 145V149H5V148H3V146H1L0 148V174H1V176L0 177H2V178H0V264H123V261L124 262H127L128 263V260H127V257L129 258L130 256L131 257H133V258H137L136 260H139L140 259V261L139 262H137L138 264H149V263H158V264H174V262H175V259L176 258H174L175 256L173 255L174 254V252H175V250H176V252H178L179 250H178V248L176 247V246H174V244H171L172 242H171V240H173V239H170L171 238V236H169V234L166 232V235H164L165 234V232H164V234L163 235H157V236H159L158 238H157V236L155 237V238H151V242H150V239H149V245L150 244H152L153 246L155 245V247L154 248H152V245L151 246H149V245H147V247L149 248L150 247V250L148 251V249H146L147 247H145V245H146V241H147V239H145V242L143 241V239L141 240V238H140V241H143V243H144V245H142L143 243L142 242H138L136 239H135V235H137L138 233V230H139V222H138V220H136V217H134V215H133V213H132V215L129 213V212H127V211H130L129 209L127 210V209H125V210H127V211H119V213H118V211L116 210L117 208H119V207H117V208H114L116 211H117V213L115 212V214L112 212V210H111V212L115 215H113L112 214V217H114V218H116L117 217V215H118V219H115L116 221H118L119 222V224H120V226L121 227H119L120 228V232L122 231V232H124V235L122 236V238H121V236L119 235L118 237H119V239H118V237L116 238L114 235V237L111 235V233H110V235L109 234H107L108 232V230H110L108 227L109 226H111V224H112V222H111V220H110V222L108 223V224H105L106 225V227H102V225H100L101 227H102V231H101V229L99 228L98 230H100V231H96L95 230V232H93L92 233V235L90 236V237H82L83 235H76L77 237H71V236H67L66 234H67V232L65 231H63L64 229H63V223H62V221L64 220L62 217H66L65 218V220L68 218V219H71V220H76L77 218L80 220V219H86L87 218V216H88V214L89 213H91V212H89V211H91V210H94V209H99V203H101L100 202V200H105V198H107V197H109V196H104V195H108L107 194V190H105L104 189V187L102 188V185L104 184V186H106L105 184H107V186H108V184H110V186H109V189H110V187H113V186H111V185H113V183L111 184L110 183V180H107L105 183L104 182H101V179H102V181L105 179V178H107L106 176L103 178L102 176L100 177V180H94L93 178H92V176L93 175H91V177L89 178V176L90 175H88L87 174V178H86V176H85V174H86V172L88 171L87 169L89 168V169H93V167H94V169L96 168V169H99V168H103V169H109V167L111 168L110 169V171L109 170H104V173H106V174H108L109 172V174H111L112 172H113V175H115V178H116V176L117 177H119V179L121 180V182L122 181H124V183L126 182V183H128L129 185H127V186H130V187H132L131 189H132V191H133V194L132 195H134L133 196V198L132 199H134V198H137L138 196L139 197H141L140 196V194L141 195H143V193H142V191H143V189L145 188V186L147 187V184H148V182L150 183L149 184V186L150 187H153V186H156V185H159V179L160 178H162L160 175L162 174V170H163V168H162V166L164 167L165 166V168H170V167H176V166H179V165H185V167L187 168V167H189V168H187V169H189V170H191L192 169V166L194 165V167L195 168H197V169H199L200 170V168L202 167V166H205L204 164H206L207 166L209 165V167L210 166H212L211 167V169H209V170H207V172H214V171H217L219 168H221L222 166H228V172L226 173V175H224V176H222V180H225L226 181V186L228 187L227 189H230L229 187H231V189H233V187H235L236 185H240V184H243V183H245L243 180H245V178L247 179V176H246V174H241V172L239 171V169L238 168H236V167H238L237 166V164H238V162H241V160L239 159V161H237L238 160V158H240V157H242V161L244 160V158H245V156H246V158H245V161L247 162H245L247 165H250V163H252V157H250V159L249 158H247L248 156H250V155H247L248 153H246L245 151H243V153H241V152H236V151H234L235 149H236V145L237 144H234L233 146L235 147V149L234 150H230V151H225L223 148H221V147H219L218 148V146L215 144V143H213L212 142V140L211 139H208L209 137H208V131H207V129H205V131H203L204 129V127H201V122H206L205 120H209L210 122H216L217 121V119H219V117L221 116L220 115V112H219V110H216V105H218L219 104V102H217L216 100V97H218V99H222V97H225L223 100H226L227 99V96H228V99H229V97H230V99H236V101H237V99H238V102H239V99H240V97H241V95H242V97L244 96V100L245 101H247L246 103H251V105H249V104H247V105H249V109H251L250 111H248V115H246L245 113H243V114H241V113H239V114H241L242 116L245 114L246 116H244L245 118H250V119H252L251 120V122H252V124H257V127L259 126L258 125V123L260 124V122L259 121H261V123H262V121H264V119H263V117H264V112L262 111V107L259 109V107L260 106H258L257 108H256V105L254 106L255 108H252L253 106V104H252V102L255 104V103H257V105H259L261 102L263 103V99L264 98H262V96H263V94H264V78L262 77V75H264V62H263V60H264V56H263V59H261L262 58V56H260L261 54H259V53H261V50H262V48H260V45H259V48H257L256 50H258V49H260L259 50V52L258 51H256L258 54V56L260 57V60H259V62L260 61H262V63H260V68L259 69H261L262 68V64H263V68H262V70H259V72H256V71H258L257 69H256V71H253V69H255V68H253L252 70H251V72L253 73V74H255V76H256V73L258 74L259 73V80H257V79H255V76H253V74L251 73V72H249L250 71V69H248V67H247V65H244L243 67H247L246 69L245 68H242V65H240V64H238L237 65V67L239 66V67H241V69H240V72L242 71L243 73L244 72H247L248 73V75L249 76H247V73H246V75L244 74V76L243 77H245V76H247V77H252V78H250L252 81H254V82H252L251 80H249V78H247L248 80H247V82H248V84H249V88L247 87H245V84H241V89L243 88V89H245V90H247L246 91V93H250L249 95H252V94H254V93H257V97L256 98H258V99H256L255 97H253V95H252V97H253V99L251 98V96H249L248 94L246 95L245 93L243 94L242 92L244 91L245 92V90H242V92H240L241 90H238L240 87H239V85H240V83H238V82H232L233 84H235V86L232 84V83H230V84H232V85H230L231 86V88H230V90H232L233 88H236V89H234V93L233 92H231L230 90L228 91V88L226 89V91H225V89L223 90V91H221V89H220V91L218 92V89L219 88H223L222 87V85H221V87L219 86V84L221 83V82H218V81H216L214 84H216V85H214V86H211V85H213V84H206V87H204V85L202 86V85H200L201 87H203V90H205V88H209L208 90H210V91H212V88L215 90V92L216 93H213L214 92V90H213V92H210V91H207V90H205L206 92H203V93H201L202 91V88L201 87H197V85H199L200 84V82H199V80L201 81V82H203L202 81V79H204V81H205V79H209V77H212L211 75H210V73L213 75V73H215V72H218V70L220 69H222L221 71L223 72V70H225L224 69V67L222 66V68L221 67H217V65L216 66H214L215 67V72L213 71H209L208 73H209V75L208 74H206L205 72L203 73V72H201V74L198 72V69L197 68H195L194 70H192L194 67L192 66L193 65V63H190L189 61H188V64L190 63V65L192 66H190V67H187V66H185L186 64H187V61H185L186 62V64H185V62L183 63V64H181L182 66V69H184L182 72H184V73H182V75H180V76H177V77H175V74H174V72H172V74H171V78H173V80H175L176 79V81H179L180 79L182 80L183 78L184 79H187V80H189V81H187V80H180L181 81V86H183V88H184V86L185 87H187V90L189 89L190 91H191V88H190V86L191 87H193V85H195V84H197V85H195V87L194 88H198V90H199V92L201 93V95H204V96H206L205 95V93L207 94L208 92V94H209V97H211V98H209L208 97V95H207V98L205 97V101L203 102V98H204V96H202L203 98H200L201 97V95H200V93L199 92H197V90H195L194 88H193V90H195L196 91V94L198 93V96L200 95V97L198 98V97H196V103H195V101L194 100H192V98H194L195 99V94L193 93V91H191L192 92V95H193V97H192V95H191V97L192 98H190L189 96H190V93H189V95L186 93V97L188 96V98L189 99H191V101H193V102H191L190 100H187V98H184V95H180V94H177V92H176V96H175V98H174V95H173V93H175V89H174V87L172 88H170V84L169 83H167V81H165V78L163 77V76H161L160 75V73L158 74V68H156V69H154L153 68V66L152 65H156V63H157V67H158V64H160V59L158 60V56H157V54H158V48H156L155 49V51L157 52V54H156V52L154 51V48H152V46L154 45V43H155V38L152 36V34H147L146 36H145ZM241 38V37H240ZM260 38H263L262 40L260 39ZM242 39H240V41L242 40ZM235 40L236 41H238V46H237V43H235ZM247 41V40H246ZM253 41H255V42H253ZM233 42V43H232ZM250 42V43H249ZM256 42H258V43H256ZM191 43V45H189ZM256 43V44H255ZM231 44V45H230ZM234 44H236V46L237 47H235L234 48ZM248 44V45H247ZM251 44H253L252 46H251ZM250 45V46H249ZM224 46V47H223ZM241 46V47H240ZM243 47V48H242ZM238 48V49H237ZM241 50H240V49ZM205 49V50H204ZM223 49V50H222ZM225 49V50H224ZM218 50V51H217ZM240 50V51H239ZM236 51V52H235ZM222 52H223V54H222ZM154 53V54H153ZM211 53V54H210ZM216 53V54H215ZM227 53H228V50H227ZM229 53H230V51H229ZM262 53H264L263 52V50H262ZM218 55V56H217ZM227 56H229V54H227ZM224 57H226V55L224 56ZM133 58V59H132ZM128 59V58H127ZM152 61V65L149 63V62H151ZM170 62H171V60H170ZM154 63V64H153ZM172 63V62H171ZM197 63V62H196ZM195 63V64H196ZM239 63V62H238ZM241 63V62H240ZM146 67V72H144L143 74L145 75V76H143L142 78H139L138 77V80L136 81H134V82H132V85H133V83H136L135 85H133V86H130L129 87V91H127L126 90V85H125V82H124V79L129 75V73H130V71H132V70H138V68L140 67V69H141V67L143 66V65ZM148 64H150L152 67L151 68H147V66H150V65H148ZM194 64V66L196 67V65ZM106 65H108L107 64V62H106V60L105 59H101V60H99V62H98V68H100L101 69V72H103V70H105V67H106ZM173 65V67L175 66V64H172ZM184 66V67H183ZM232 66V68L233 67H236L235 65H234V63H233V65H231ZM48 67H49V64H48ZM54 67V66H53ZM145 67H143V68H145ZM197 67H199V66H197ZM250 67H251V65H250ZM249 67V68H250ZM188 70H187V69ZM189 68H192V69H189ZM219 68V69H218ZM230 69L229 71L227 70L226 71V73H224L225 75H227V73H229V72H231V70L233 71V74L234 73H237L238 71H239V68H237L238 70H233V69H236V68H233V69ZM252 68V67H251ZM20 69V68H19ZM19 69L17 70V74L19 75V76H22V75H20L18 72H21V73H25V71L24 70H20L19 71ZM149 69H150V71H149ZM197 69V70H196ZM26 70V69H25ZM190 70V71H189ZM212 70V69H211ZM246 70H248V71H246ZM141 71V70H140ZM139 71V72H140ZM143 71H145V70H143ZM191 71H194L193 73L191 72ZM221 71H219V73L221 72ZM235 71V72H234ZM138 72V71H137ZM195 72H198L197 74L198 75H196V73ZM223 73L220 75V77L223 75ZM252 75H251V74ZM262 73V74H261ZM85 74V73H84ZM83 74V75H84ZM128 74V75H127ZM205 74V75H204ZM87 75H89V74H87ZM87 75H86V77H85V75H84V80H85V84H84V86L83 87H81V88H76V89H78L77 90V94H76V98H75V100L76 101H79L81 98H84V97H86V96H89V98H91L90 99V101H89V103H86V102H84V101H81V107L79 108V110H81L82 108L84 109V107H92V106H94L95 104H97L96 102H95V94H96V90L92 87L91 88V86H90V79H89V77H87ZM160 77H159V76ZM203 75L204 76H208V77H203ZM231 75H232V72H231ZM230 75V76H231ZM240 74H236V76L238 77ZM261 75V76H260ZM26 76V75H25ZM181 76H183L182 78H181ZM194 76V77H193ZM196 76H198L199 78L198 79H196L197 77ZM202 76V77H201ZM228 76V75H227ZM234 76V75H233ZM236 76H234V77H236ZM24 77V76H23ZM43 77V76H42ZM42 77H41V79H42ZM91 77V76H90ZM226 77V76H225ZM234 77H232V78H234ZM253 77H254V80H253ZM231 78V77H230ZM230 78H227L226 77V79H229V80H225V83H228V82H230ZM231 78V79H232ZM261 78H263V80L261 79ZM179 79V80H178ZM191 79H196V80H194V81H192ZM220 79V78H219ZM222 79V78H221ZM220 79V80H221ZM261 79V80H260ZM100 80H102L104 83H106L107 85H111V78L109 77V75H108V73L106 72V73H103L102 74V76H101V79ZM206 80V81H207ZM234 80V79H233ZM2 82H4V79L3 80H1ZM131 81V80H130ZM197 81V83H195ZM221 81H223V80H221ZM232 81V80H231ZM257 83H256V82ZM188 83L187 85L185 84V83ZM191 82V83H190ZM194 83V84H193ZM217 83H219V84H217ZM254 83V84H253ZM260 84V85H257V86H259V87H257L255 84ZM160 84V85H159ZM183 84H185V85H183ZM223 84H224V82H223ZM237 84H239L238 86H236ZM255 85L256 87H257V89L258 90H261V91H258L257 89H256V87H254L253 85ZM50 85V84H49ZM164 87H163V86ZM168 85H169V87H168ZM210 86V87H208V86ZM253 87H251V86ZM58 86H60V87H63V86H65V84H63V83H58L57 84V87ZM72 86H75V85H73V84H71V83H67V86L66 87H72ZM166 86V87H165ZM219 86V87H218ZM234 86V87H233ZM260 86H261V88H260ZM76 87V86H75ZM162 87H163V89H162ZM189 87V88H188ZM216 87H218L217 89H216ZM250 87H251V89H252V91H251V89H250ZM167 88V89H166ZM168 88L169 89H174V91H172L171 92V90H169L171 93H169L170 95H167L168 94ZM224 88H226V87H224ZM238 88V89H237ZM165 89V90H164ZM182 89V88H181ZM250 89V90H249ZM263 89V90H262ZM182 90H185V88L184 89H182ZM238 90V91H237ZM254 90H256V92L254 91ZM167 91V93H165L164 94V92H166ZM227 91L230 93V94H233L232 95V97H231V95L228 93V94H225V92L227 93ZM233 91V90H232ZM235 91H237L238 92V94H240V95H235V94H237V92H235ZM258 91V92H257ZM221 92H223V93H221ZM240 92V93H239ZM251 92H252V94H251ZM254 92V93H253ZM181 93H185L184 91H181ZM210 93H212L211 95H210ZM219 93H221V94H219ZM242 93V94H241ZM88 94V95H87ZM161 94V95H162ZM171 94H172V96H173V98L174 99H178V101H180V99L181 100H184V101H180V102H182V104H181V106H180V104L179 103H177V101H176V103L174 102H172V101H174V100H171V99H173V98H171L170 99V97H171ZM214 94V95H213ZM219 96H218V95ZM213 95V96H212ZM145 96V95H144ZM142 97V98H145V97ZM147 96V95H146ZM168 96H170L169 98H168ZM180 96H182L181 98H180ZM197 96V95H196ZM216 96V97H215ZM221 96V97H220ZM238 97V98H235V97ZM247 96V97H246ZM248 96H249V98L251 99H249L248 98ZM255 96V95H254ZM259 96H261L260 98H261V100H260V98H259ZM148 97V96H147ZM159 97V96H158ZM177 97V98H176ZM180 99H179V98ZM213 97H215L214 99H212ZM220 97V98H219ZM264 97V96H263ZM134 98H135V96H134ZM136 98H138L139 100H140V98L139 97H136ZM136 98H135V100H136ZM182 98H184V99H182ZM209 98V99H208ZM69 99V98H68ZM148 99V98H147ZM150 100H151V98H149ZM148 99V100H149ZM206 99H208V100H206ZM210 99H212L211 101H210ZM220 99V100H221ZM226 100L225 102H223V100H221L222 102L219 104V105H221V104H223L224 106H226V107H228L229 108V110L230 111H232L233 112V110H237L236 108L235 109H233L231 106H233V107H236V105H237V107H238V104H236L237 102H235V101H233V99H232V101L229 99V100ZM153 100V99H152ZM171 100V101H170ZM187 100V101H186ZM200 100H202V101H200ZM215 100V101H214ZM260 102H259V101ZM133 101V100H132ZM141 101H142V99H141ZM144 101V100H143ZM190 101V105H188V103L187 102H189ZM202 102V105H201V103L200 102ZM210 101V103H211V105L213 104L214 105V103H216L217 102V104L216 105H214V108L215 109H213V107L212 108H209L208 106H210L211 107V105H209L208 104V102ZM213 101H214V103H213ZM229 101V102H228ZM206 102V103H205ZM227 102L229 103V105L227 104ZM183 103H184V105H183ZM187 103V104H186ZM191 103H193V104H191ZM195 103V104H194ZM235 103V106L234 105H231V104H234ZM261 103V104H262ZM169 104V105H168ZM174 104V105H173ZM176 104H177V106H180V108H182V109H180L181 111H177L178 110V108L177 107H173V106H176ZM179 104V105H178ZM205 104V105H204ZM226 104V105H225ZM260 104V105H261ZM264 104V103H263ZM263 104L261 105V106H263ZM155 105H157V106H155ZM184 106V108H183V106ZM188 105V106H187ZM193 105V106H192ZM195 105V106H194ZM204 105V106H203ZM218 105V106H219ZM96 106V105H95ZM94 106V107H95ZM164 106V105H163ZM163 106H161L162 107V109H164L165 107H163ZM250 106H252V107H250ZM176 108L175 110L176 111H173V112H171V110L172 109H170V108ZM204 108V107H206V108H208L209 110H212V113H211V111L210 112H207V109L206 108H204V109H202V108ZM247 108V109H248ZM144 109V108H143ZM184 109V110H183ZM248 109V110H249ZM147 110H150V112L148 111L147 112ZM154 110V111H153ZM157 110H158V112H157ZM191 110V111H190ZM194 112H193V111ZM204 111L203 112V114H202V111ZM261 112H260V111ZM82 111V110H81ZM146 111V112H145ZM206 111V112H205ZM230 111H229V113H230ZM80 112V111H79ZM165 112V113H164ZM193 112V114L196 116V119H194V118H192V116L190 115V113H192ZM196 112H198V113H196ZM217 112H219V113H217ZM231 112V115H230V117L228 116L227 118H226V121H225V123L226 124H224V131H228L229 130V132H230V129L232 128V127H234V125H236V124H239V126H243L242 127V129H241V131L243 130H245V132H246V129H247V127H245L244 126V124H245V120L246 119H244V118H242V116H238L237 118L235 117V113L237 112V115H239L238 114V111H235V112H233L232 113ZM152 113V114H151ZM160 115H159V114ZM177 113V114H176ZM179 113V114H178ZM205 113V114H204ZM206 113H208V114H206ZM247 113V112H246ZM250 113V114H249ZM80 114H82V115H80V116H83V114L85 115V114H87V113H80ZM182 114V115H181ZM233 114V115H232ZM2 115V114H1ZM0 115V126L2 127V117L3 116H1ZM5 115V114H4ZM88 115H91V114H88ZM176 115V116H175ZM178 115V116H177ZM180 115V116H179ZM213 115V116H212ZM236 115V116H237ZM261 115H263V116H261ZM87 116V115H86ZM147 116H149L150 118L148 119L147 118ZM152 116V117H151ZM173 116H175L174 118L176 119V117L178 118V124H177V121L176 120H174V118H173ZM217 116V117H216ZM83 117H85V116H83ZM90 116H88V118H89ZM92 117H93V115H92ZM104 117H106L105 119H107V121H109V117L107 116V115H105ZM108 117V118H107ZM262 117V118H261ZM161 118H165L166 119V125L168 126V128H172L173 126H175V128L173 127V129L175 130H173V134H172V138L171 139H164V138H162L161 139V137H159L158 136V132H159V129L161 128L160 126L162 125L161 124ZM181 118V119H180ZM190 118V119H189ZM211 118V119H210ZM215 118V119H214ZM89 119H91V121H89L91 124H92V122L93 123H95L94 121H92L93 119L92 118H89ZM240 119V120H239ZM111 120H113V119H111ZM129 120H130V116H128L127 117V120H126V122L125 123H128L129 122ZM197 120H199V121H197ZM202 120V121H201ZM204 120V121H203ZM215 120V121H214ZM244 120V121H243ZM128 121V122H127ZM132 122H133V119L131 120ZM142 121H144V122H142ZM175 121H176V123H175ZM195 121V122H194ZM239 121L242 123H239ZM247 121H249V120H246V122ZM197 122V123H196ZM212 122V123H213ZM244 122V123H243ZM15 123V122H14ZM37 123H38V125H40V127H42L43 129H47V130H45V132L42 130V128H40V130H42V132L40 131L39 132V127H38V125H37ZM46 123V124H45ZM89 123V125H91ZM143 123H144V125H143ZM200 123V124H199ZM18 124V123H17ZM72 124V123H71ZM161 124V125H160ZM208 124V123H207ZM214 124V123H213ZM223 124V123H222ZM222 124H219L220 126H219V129L221 128V126H222ZM21 125V124H20ZM34 125V126H33ZM95 126H96V124H94ZM165 124H163V127H165L164 126ZM246 125V124H245ZM253 125V126H254ZM15 128H16V123H15V125H13ZM22 126V125H21ZM72 126H73V124H72ZM91 126H93V124L91 125ZM166 126V127H167ZM170 126H172V127H170ZM200 126V127H199ZM203 126V125H202ZM218 126V125H217ZM237 126V125H236ZM10 127H12V126H10ZM14 127H12V129H15ZM19 127V129H21L20 128V126H18ZM29 127V126H28ZM45 127V126H44ZM49 127V126H48ZM162 127V128H163ZM231 127V128H230ZM256 127V126H255ZM22 128V129H23ZM26 128V129H25ZM202 128V129H201ZM260 128V127H259ZM11 129V130H12ZM17 129V128H16ZM15 129V130H16ZM29 129V128H28ZM77 128H74V126L71 128V131H73V132H75V130H76ZM100 130V128H97V127H93L92 129L91 128H89V131L91 130V132H92V130ZM164 130L163 131H165L166 130V128H163ZM226 129V130H225ZM233 129V128H232ZM26 130V131H25ZM158 130V131H157ZM223 130V129H222ZM248 130V129H247ZM62 131H63V133H62ZM145 131V132H144ZM201 131H203V132H206V133H203V132H201ZM17 132V133H16ZM50 132V133H49ZM94 132V131H93ZM220 132V131H219ZM14 133V132H13ZM41 133L43 134L42 135V137H41ZM47 133H49V134H51L52 133V135L54 136V138L55 137H57L58 138V140L60 141H58L57 139H54V138H52L53 136H49ZM201 133V134H200ZM261 132H260V130H259V132L255 135V136H260L261 134H260ZM64 136H63V135ZM155 134H156V136H155ZM205 134H207V137H206V135ZM264 134V133H263ZM28 135V136H29ZM44 135H47V136H44ZM202 135L204 138H206L205 140H204V138L202 139V140H200L201 138H199L200 136ZM27 136V135H26ZM61 136V137H60ZM3 137V136H2ZM45 137H48V138H51L50 140H47ZM159 137V138H158ZM194 137V138H193ZM257 137V138H258ZM37 138V139H36ZM41 138H43V140H41ZM180 138H182V139H184V140H186L185 142H186V144H185V142L183 143V145H180V147H176V145L174 144L175 143V141L177 140V139H180ZM192 138V139H191ZM262 138V135L259 137V141H257L258 143L257 144H259L260 146L258 147V145L256 144L255 145V150L253 151V153L256 155L257 154V156H259V182L258 183H256V184H258L259 185V187L258 186H256L255 184H254V182H253V184L256 186L255 187V189H257L258 188V190H259V211H257V212H259V240L257 241H255V239L257 238V236H256V234H254L253 232V239L251 238L252 237V235H251V237H243L242 235H240V234H243V233H240L239 234V236H236V235H234V238L232 239V238H228V240H226L225 242H224V240H222L223 238H222V235L224 234V231H223V233L221 232V237H220V233H219V230L221 229V228H223V227H221V228H219L218 227V225L215 227V229L214 230H218L217 232L219 233H217V235H219V237L217 236V238H215V240L213 241V243L215 242V244L214 245H216V248H217V250L219 251V252H221L220 250H224V248L226 247H224L223 245H228L226 248H231V249H233V248H239V251H240V254H239V258H238V260L239 261H241V263L243 262V264H249L250 262H251V257L253 256H251V254H255V253H253V250H255L254 248L257 246V243L259 244V253H258V255H259V264H264V141L261 139ZM263 138H264V135H263ZM8 138H7V140H9ZM159 139H161V140H159ZM191 139V140H190ZM198 139V140H197ZM28 140H29V137H28ZM47 140V141H46ZM55 140H57V142L55 141ZM171 140V141H170ZM181 140V139H180ZM194 140H196V141H194ZM41 141H43V142H41ZM49 141V142H48ZM50 141H51V143H53L54 144V142H55V145H51V143H50ZM54 141V142H53ZM143 141V142H142ZM189 141H191V142H189ZM205 142V141H207V142H205V144L203 145V143L202 142ZM214 141V140H213ZM7 142H9V141H7ZM77 142V143H76ZM139 142H140V144H139ZM159 142H160V144H159ZM162 142H164V143H162ZM172 142V143H171ZM195 142V143H194ZM198 142V144H196ZM201 142V143H200ZM36 143H38V146H39V144H40V146L38 147L37 145H36ZM50 143V144H49ZM83 143L85 144V146H83ZM122 143V144H121ZM193 143H194V145H193ZM206 143H208L207 145L209 146L210 145V147H211V149H212V146H213V148L214 149H210V147H208L207 146V148H209L211 151H212V153H211V156H208L207 158L206 157H204L203 158V156H205L204 154H203V156L201 155L202 153L201 152H203L204 153V151H202V148L206 145ZM212 143V144H211ZM33 144V145H32ZM42 144H43V146H42ZM46 144H47V146H46ZM76 144H78V145H76ZM135 144L137 145V147L135 146ZM142 144V145H141ZM146 144V145H145ZM44 145L46 146V147H48L49 148V152L47 151V149L46 148H44ZM50 145V146H49ZM94 145V146H93ZM140 145V146H139ZM149 147H148V146ZM155 145H156V147L157 148H155ZM158 145V146H157ZM164 145V146H163ZM200 145V146H199ZM31 146H32V149H31ZM64 146V147H63ZM116 146H120V149H119V147H116ZM126 146V147H125ZM146 146V147H145ZM159 146H161V147H159ZM203 146V147H202ZM28 147H29V149H28ZM50 147H52V149H50ZM141 147V148H140ZM233 147V148H234ZM28 150H27V149ZM47 151H45L44 149ZM151 148V149H150ZM221 148V149H220ZM258 148V149H257ZM11 149H12V147H11ZM14 149H12V150H14ZM36 149V150H35ZM42 149V150H41ZM63 149H65V153H64V151H62ZM69 149H71V148H69ZM80 149H81V151H80ZM117 149H119V150H117ZM239 149V148H238ZM3 150V151H2ZM5 150L6 151H8V156H6L5 155ZM10 150V149H9ZM27 150V151H26ZM39 150H41V151H39V153H38V151ZM132 150H134V151H132ZM137 150V151H136ZM139 150V151H138ZM145 150V151H144ZM218 150V151H217ZM237 150V149H236ZM240 150V149H239ZM259 150V151H258ZM15 152H16V150H14ZM37 151V152H36ZM43 151V152H42ZM83 151V152H82ZM132 151V152H131ZM138 152L139 153V156H135V154H136V152ZM233 151V152H232ZM257 151V152H256ZM4 152V153H3ZM29 153V155H28V153ZM32 152V153H31ZM62 152H63V154H65V155H61L62 154ZM70 152H71V150H70ZM79 152H81L80 154H79ZM143 152V153H142ZM227 153V154H225V153ZM229 152V153H228ZM24 153V154H23ZM35 153H37V155L35 154ZM72 153V152H71ZM74 153V152H73ZM114 153V154H113ZM201 153V154H200ZM222 153V154H221ZM259 153V154H258ZM6 154H7V152H6ZM15 155V156H13V155ZM17 154V155H16ZM34 154V155H33ZM76 154V153H75ZM87 154V155H86ZM113 154V155H112ZM145 154V155H144ZM205 154H206V151H205ZM230 154V155H229ZM1 155H3V156H1ZM67 155V156H66ZM69 155H70V153H69ZM110 155V156H109ZM136 155H138V154H136ZM142 155H144V156H142ZM238 155V156H237ZM241 155H243L244 156V158H243V156H241ZM11 156H12V158H11ZM32 156V157H31ZM33 156L35 157V159L33 158ZM61 156H64V158H65V156H66V161H67V163L65 162V159L62 157V159H64L63 161L61 160ZM85 156H88V157H91L90 159H88V160H90V162L89 161H86V159L84 158ZM229 156V157H228ZM231 156H232V158H231ZM2 157V158H1ZM55 158V164L56 165H54V161H51V162H53V164L52 163H49V161L47 162V158H48V160H50V158ZM69 157V156H68ZM128 157V158H127ZM132 157V158H131ZM137 157H139L138 159H137ZM171 157H173V159L171 158ZM238 157V158H237ZM7 159V160H5V159ZM33 158V159H32ZM52 158V159H53ZM72 158H69V159H72ZM234 158H236L235 159V161H234ZM33 160V161H31V160ZM51 159V160H52ZM133 159V160H132ZM135 159H136V161H135ZM145 159V160H144ZM160 159H162V160H160ZM171 159V160H170ZM217 159V160H216ZM231 159V160H230ZM254 159V158H253ZM9 160V161H8ZM249 160V161H248ZM163 163H165V165L163 164L162 165V162ZM219 161V162H218ZM29 162H31V164L32 165H30V163ZM77 162V163H76ZM108 162H111L110 164L108 163ZM149 162H151V163H149ZM160 162V163H159ZM26 163L28 164V165H26ZM46 163H49V164H52V165H54L55 167H57V168H55L56 170L55 171H58V172H55L54 170H53V172H50V171H48V169H49V164H46ZM106 163V164H105ZM233 163V164H232ZM237 163V164H236ZM77 164V165H76ZM104 164V165H103ZM35 166V168H36V170H35V168H33L34 166ZM48 165V166H47ZM52 165H50V168H51V166ZM1 166L3 167V168H1ZM26 166H28V167H26ZM32 166V167H31ZM75 166H76V168H77V171H79L80 173H81V171H83L82 172V174H80L79 175V172H77L76 171V168H75ZM101 166V167H100ZM106 166V167H105ZM161 166V167H160ZM200 166V167H199ZM99 167V168H98ZM157 167V168H156ZM248 167H252V164L250 165V166H248ZM28 168H31V169H28ZM48 168V169H47ZM54 168V167H53ZM87 168V169H86ZM162 168V170H160ZM29 171H28V170ZM83 169V170H82ZM91 169V170H92ZM35 170V171H34ZM49 170H52V169H49ZM85 170H86V172H85ZM102 169H99L98 171H101ZM111 170H112V172H111ZM94 171V170H93ZM161 171V172H160ZM4 172V173H3ZM17 172V176L14 174V173H16ZM22 174H21V173ZM55 172V173H54ZM90 172V171H89ZM159 172V173H158ZM2 173L4 174V176L2 175ZM11 173V174H10ZM50 173H52L51 174V176L49 175ZM53 173L54 174H56L55 176L53 175ZM85 173V174H84ZM100 173H102V174H104L103 172H100ZM8 174H10L9 175V177L8 176H6V175H8ZM21 174V175H20ZM63 176L62 178H61V175ZM65 174V175H64ZM160 174V175H159ZM228 174V175H227ZM78 175H79V177L82 175H84V177H82L81 176V178L79 179V177H78ZM237 175H239V176H237ZM244 175V176H243ZM10 176L11 177H13V180H12V178H10ZM14 176H15V178H14ZM53 176V177H52ZM64 176H69V177H65V180L66 179H71V180H69V182H68V180H66L67 182H65V180H63V178H64ZM111 176V175H110ZM156 176L158 177V179L156 178ZM226 176V177H225ZM246 176V177H245ZM8 177V178H7ZM52 177V178H51ZM73 177V178H72ZM94 177V176H93ZM237 177V178H236ZM245 177V178H244ZM5 178L7 179V182L9 183L8 185L5 183L4 184V180H5ZM24 178H25V180H24ZM37 178L38 179H40L39 181H40V183H42V184H40L41 186H39L38 184H39V182H38V180H37ZM53 178H55L54 180H52ZM175 178H177V177H175ZM179 178V177H178ZM234 178H235V181H234ZM239 178H240V180H239ZM22 181H21V180ZM36 180L37 182H38V188H40V191L38 192L39 193V196H38V198L37 199H35V200H33L31 203H33L32 205H30V203H29V201H28V198L26 199V195L28 194L29 195V197H31V195L33 194V190H31L32 189V184L33 185H35V183L33 182V180ZM63 181H62V180ZM93 179V180H92ZM98 179H99V177H98ZM156 179V180H155ZM2 180V181H1ZM19 180L21 181V183L19 182ZM49 180H51V181H49ZM106 180V179H105ZM147 180V181H146ZM158 180V181H157ZM177 180V179H176ZM179 181H180V179H178ZM237 180V181H236ZM248 180H250V178L248 179ZM26 181H27V183H26ZM35 181V182H36ZM145 181L147 182V184L144 186L143 185V182L145 183ZM160 181H161V179H160ZM175 181V180H174ZM179 181H177V182H179ZM182 181V180H181ZM181 181L179 182V183H181ZM233 181V182H232ZM243 181V182H242ZM2 182V183H1ZM27 184H25V183ZM65 182V183H64ZM109 182V183H108ZM155 182V183H154ZM156 182L158 183V184H156ZM228 182V183H227ZM235 182H237V184L235 183ZM249 182H251V180L249 181ZM44 183V184H43ZM52 184V185H50L49 186V184ZM162 183V182H161ZM4 184V185H3ZM23 186V187H21V185ZM154 184H156V185H154ZM178 184V183H177ZM30 185V186H29ZM36 185V186H37ZM44 185V186H43ZM175 185V184H174ZM251 185V184H250ZM253 185V186H254ZM42 186H43V188H42ZM49 186V187H48ZM98 186V188H102V189H104L103 191L105 192H103L102 194H104V195H102L100 192L101 191H99V194L97 193V190L95 189L96 187ZM101 186V187H100ZM197 185H195V188H197L196 187ZM203 186V185H202ZM205 186V185H204ZM244 186V185H243ZM242 186V187H243ZM28 187V188H27ZM30 187H31V189H30ZM48 187V188H47ZM129 187V188H130ZM142 187H144V188H142ZM175 187V186H174ZM177 187V186H176ZM175 187V188H176ZM179 187V186H178ZM241 187V186H240ZM21 188H23V189H21ZM27 189V191H25L26 189ZM106 188H108V187H106ZM180 188V187H179ZM178 188V189H179ZM195 188H193V189H195ZM15 189V190H14ZM18 189V190H17ZM48 189V190H47ZM91 189H95V191H94V193H93V190H91ZM146 189H148V188H146ZM145 189V190H146ZM171 189H174V188H171ZM230 189V190H231ZM14 190V191H13ZM17 190V191H16ZM28 190H29V192L31 191V193H29L28 192ZM85 190V192L86 193H88V194H86V196L84 197V204H83V206H81V204H80V197H81V195L83 194V191ZM92 191V193H90L91 191ZM179 190H181V189H179ZM20 191V192H19ZM23 191L25 192V194H22L23 193ZM110 191V190H109ZM132 191H131V193H132ZM173 191V190H172ZM177 191V193H178V190H176ZM175 190L173 191V192H176ZM183 192H182V194L184 193V190H182ZM192 192L194 191V190H191ZM255 191V190H254ZM18 192V193H17ZM28 192V193H27ZM96 192V193H95ZM111 192V191H110ZM109 192V193H110ZM140 192V193H139ZM146 192V191H145ZM209 192V191H208ZM17 193V194H16ZM22 194V197L21 196H19L20 194ZM27 193V194H26ZM38 193H34L35 195H38ZM130 193V192H129ZM138 193V194H137ZM177 193H176V195H177ZM206 194H207V192H205ZM251 193H253V194H255V192H251ZM251 193H250V195H249V200L247 201V203H245V205L243 204V206L245 207H243L244 208V210L246 209V210H248V209H250V205L254 202L253 200H255V198L257 197L256 196V194L254 195V196H251ZM12 194V195H11ZM33 194V195H34ZM112 194V193H111ZM181 194V195H182ZM192 194H194V193H192ZM13 195H15V196H13ZM32 195V196H33ZM97 195H99V196H102L101 197V199H99L100 197L99 196H97ZM234 195V194H233ZM16 196H18V197H16ZM51 196H52V198L53 197H55L54 198V201H57V200H61V201H64L63 203H66V201L65 200H67V204H65L66 205V207L63 205V207H64V209H62L63 210V213L62 212H60L61 214H60V217L58 216V215H56L55 214V221H57L59 218H60V221H61V225H62V228L60 229V227L59 228H53L54 226H50V225H55V227H57V225L59 226V224H57V223H54V224H52V223H50V221L51 222H54V221H52V220H54V219H52V220H50L51 218H52V216L50 217V215H52L51 213H49V211H50V208L48 207L49 206V202H51V201H53V199H50L51 198ZM111 196V195H110ZM175 197V195H172V197ZM179 196H180V193H179ZM184 196V195H183ZM250 196H251V198H250ZM8 197V198H7ZM9 197L11 198L10 200H8L9 199ZM13 197H14V201H13ZM99 197V198H98ZM105 197V198H104ZM130 197H132V196H130ZM138 197V198H139ZM171 197V198H172ZM254 197V198H253ZM17 198V199H16ZM34 197H32V199H33ZM111 198V197H110ZM110 198H108L107 200H109V201H107V200H105L106 202H111L110 200ZM142 198V197H141ZM141 198H139L140 200H141ZM151 198V197H150ZM3 199V200H2ZM25 199V200H24ZM48 199H49V202H47L48 201ZM55 199H57V200H55ZM99 199V200H98ZM256 199H258V197L256 198ZM12 200V201H11ZM22 200H24L23 201V205H25V207H22V208H27L28 210H26V211H28V212H26V214H24L23 212L21 213V216H20V212L18 211V210H22V209H20L21 208V206L20 205H18L20 208L18 209V208H16V206L17 205H15V201H17V203L16 204H18L20 201H22ZM148 200H150V199H148ZM152 200H153V198H152ZM152 200L151 201H149V202H152ZM6 201V202H5ZM12 203H11V202ZM34 201L35 202H37V203H35L34 204ZM137 201V200H136ZM188 201V200H187ZM190 201V200H189ZM214 201H216V200H214ZM218 201V200H217ZM244 201H246V200H244ZM249 201H250V203H249ZM3 202H5V204L3 203ZM46 202H47V204H46ZM140 202V201H139ZM143 202V201H142ZM154 202V201H153ZM3 203V204H2ZM44 205H43V204ZM145 203H146V201H145ZM192 203V202H191ZM216 204H217V202H215ZM7 204H9V205H7ZM20 204V203H19ZM144 204V203H143ZM187 203H185L184 205H186ZM193 204V203H192ZM192 204H190V202H189V204L187 205V206H185V207H183V209L181 208V210H182V213H180V214H184V212H188L187 213V216L189 215H193L192 213V209H190V208H192ZM232 204H233V202H232ZM232 204L230 205V209H231V206H232ZM241 204H242V202H241ZM5 205H6V207H5ZM12 205V206H11ZM44 207H43V206ZM47 206V208H46V206ZM140 205V204H139ZM141 205H142V203H141ZM145 205V204H144ZM146 205H149V203L148 204H146ZM151 205H152V203H151ZM190 205V206H189ZM2 206H4L3 208H4V210L2 209ZM7 206H8V208H7ZM30 206H32L33 207V209H35V208H37L38 207V209H37V211H35V210H32L31 209V207ZM214 206V207H213ZM213 206H209L210 208H212V210L211 211H208L207 212V210H205L206 212H207V214H209L210 216L212 215V216H214L215 215V205H213ZM235 206V205H234ZM234 206H232V207H234ZM241 206V205H240ZM246 206H249L248 208L246 207ZM43 207V209L41 210V208ZM141 207V206H140ZM144 207V206H143ZM187 207V208H186ZM217 207V206H216ZM101 208V207H100ZM180 208V207H179ZM214 208V209H213ZM2 209V210H1ZM7 209V210H6ZM49 209V211H47L46 212V210H48ZM120 209V208H119ZM189 209H190V212L191 213H189ZM184 210H186V211H184ZM192 210V211H191ZM5 211H7L6 213H5ZM9 211V212H8ZM29 211H31V212H29ZM67 211V212H66ZM97 211V210H96ZM100 211V210H99ZM132 211V210H131ZM18 212V213H17ZM33 212V214H30V213H32ZM34 212L36 213L37 212V218H36V216H35V218L36 219H32V221L33 222H30V221H28V220H31V218H28V214H29V216H34L35 214H34ZM95 212V211H94ZM211 214H210V213ZM252 212V211H251ZM250 212V213H251ZM255 211H253L252 212V215L254 216V215H257L258 213H256V214H253ZM15 213H17V214H15ZM40 213V214H39ZM42 213V214H41ZM48 213V214H47ZM9 214V215H8ZM24 214V216H26V218H24L23 220H26L25 221V224L24 223H22V219H21V217H22V215ZM207 214H205L204 213V215H207ZM8 215V216H7ZM15 215V217H13ZM39 215H42V216H40L41 218H39ZM181 215V216H182ZM185 215V214H184ZM249 215V214H248ZM6 216V217H5ZM20 216V218H18V217ZM49 216V217H48ZM180 216V217H181ZM186 216V215H185ZM252 216V217H253ZM8 217H10L11 218V221H9L10 220V218H8ZM13 217V218H12ZM59 217V218H58ZM132 217H134V218H132ZM184 217V216H183ZM6 218H7V220H6ZM17 218H18V220H17ZM53 218H54V215H53ZM114 218L112 219V220H114ZM9 219V220H8ZM12 219H13V221H12ZM21 219V220H20ZM41 219V220H40ZM48 219H49V221H48ZM61 219H63V220H61ZM67 219V220H68ZM77 219V220H78ZM14 220H15V222L16 221H18V222H14ZM36 220V221H35ZM70 220V221H71ZM106 221V220H105ZM109 220H107L106 222H108ZM115 221V222H116ZM10 222V223H9ZM14 222V223H13ZM28 224H27V223ZM75 222V221H74ZM115 222H113V223H115ZM12 223V224H11ZM76 223V222H75ZM74 223V224H75ZM217 223V222H216ZM33 226H32V225ZM29 225V226H28ZM50 226V227H49ZM116 226V225H115ZM119 226V225H118ZM139 226V227H138ZM181 226V225H180ZM238 226V225H237ZM172 227V226H171ZM103 228H104V231L105 230H107L106 232L107 233H105L104 234V231H103ZM118 228V229H119ZM173 228V227H172ZM172 228H170V231L172 232L173 231V229L174 230H176V227H174L173 229ZM219 228V229H218ZM172 229V230H171ZM180 229V228H179ZM205 229V228H204ZM204 229H201V230H199V232H200V234H199V236H197L196 237V239L198 238V237H201L200 239L202 240V238H203V241H205L204 239H206L207 238V231H209L210 230V228H208L209 230H207V228H206V230H204ZM236 229V228H235ZM237 229H238V227H237ZM130 230V231H129ZM181 230H182V228H181ZM111 231V230H110ZM169 231V230H168ZM169 231V233H171ZM198 231V230H197ZM37 232V233H36ZM175 232V231H174ZM173 232V233H174ZM182 232V231H181ZM226 232H228V231H226ZM105 235V236H103V234ZM37 234V235H36ZM108 236H107V235ZM126 234V235H125ZM229 234V233H228ZM173 235V234H172ZM177 235V234H176ZM201 235V236H200ZM230 235V234H229ZM228 235V236H229ZM237 235H238V233H237ZM255 235V236H254ZM134 236V237H133ZM162 236V237H161ZM163 236H167L168 238H167V242L169 243L170 242V244L171 245H173V246H170V244H168V246L166 245L165 246V244H163L162 242H164L163 241V239H161V238H165L164 240H166V237H163ZM175 236V235H174ZM205 238H204V237ZM227 236V237H228ZM245 236H246V234H245ZM170 237V238H169ZM173 237V236H172ZM223 237H225V236H223ZM232 237V236H231ZM120 238H121V244H120ZM195 238V237H194ZM245 238H246V240H245ZM117 239H118V241H117ZM153 239H154V241H155V243H153L154 241H153ZM162 240V241H160V240ZM199 239V238H198ZM231 239V240H230ZM244 239V240H243ZM258 239V238H257ZM51 240V242H49ZM174 240L176 241V239L174 238ZM193 240V239H192ZM195 240V239H194ZM234 240V241H233ZM135 241H136V243H138V244H136L135 243ZM153 241V242H152ZM157 241H159V242H157ZM174 241V242H175ZM178 241V240H177ZM200 241V240H199ZM232 241V242H231ZM123 242V243H122ZM157 242V243H156ZM173 242V243H174ZM186 242H188V241H186ZM186 242H184L185 243V245H186V247H187V244H186ZM189 242H191V240L189 241ZM188 242V244L190 245V246H192V245H195L196 243H195V241L194 242H192V243H189ZM222 242V243H221ZM48 243H49V245H48ZM142 243V244H141ZM148 243V242H147ZM184 243L182 244V243H180V245L182 244V245H184ZM222 245H220V244ZM233 243H234V245H233ZM157 244V245H156ZM167 244V243H166ZM217 244H218V246H217ZM235 244H236V246L237 247H234L235 246ZM141 245L143 246V247H141ZM161 246L164 250H162V249H160V247L159 246ZM164 245V246H163ZM180 245H178L179 246V248H181L180 247ZM188 245V247H190ZM231 245V246H230ZM137 246V247H136ZM139 246V247H138ZM105 247V248H104ZM142 249H141V248ZM158 247V248H157ZM165 247H166V249H165ZM168 247H170V248H168ZM174 247V248H173ZM184 247V246H183ZM187 247V248H188ZM222 249H221V248ZM257 247V248H258ZM185 248V247H184ZM102 249H103V251H102ZM156 249V250H155ZM104 250H106V251H104ZM141 250V251H140ZM144 250V251H143ZM178 250V251H177ZM227 250V249H226ZM257 250V249H256ZM255 250V251H256ZM180 251H182V250H180ZM254 251V252H255ZM143 253V254H142ZM172 254V255H171ZM175 254H177V253H175ZM182 255H183V253H181ZM172 256V257H171ZM177 256H181L180 254H179V252H178V255ZM176 256V257H177ZM130 257V260L131 259H133V258H131ZM182 257V256H181ZM121 258H123V259H121ZM139 258V259H138ZM121 259V260H120ZM126 259V260H125ZM180 259V258H179ZM250 259V260H249ZM123 260V261H122ZM129 260V261H130ZM111 261V262H110ZM122 261V262H121ZM246 261V262H245ZM173 262V263H172ZM236 262L237 261H232V263L231 262H229V263H225V264H236ZM136 263V264H137ZM176 263V262H175ZM129 264H134V263H129ZM250 264H253V262H251ZM258 264V263H257Z\"/></svg>", "mask_w": 264, "mask_h": 264}, {"label": "flooded vegetation", "instance_id": "obj_3", "mask_svg": "<svg viewBox=\"0 0 264 264\" xmlns=\"http://www.w3.org/2000/svg\"><path fill=\"white\" fill-rule=\"evenodd\" d=\"M45 1L46 0H0V30H1V33H2V31H3V34L6 32V31H10L9 33H11V30H8V28L10 27V28H19L20 29V31L17 29V31H13L14 33H12L11 35H9V34H4L5 36L4 37H1L2 39H3V41H4V38H6V40L4 41V44H2L1 45V43H3L2 42V40H1V43H0V45L1 46H3V45H5V43L8 45H5L4 47H6V48H8L9 46H13V45H17V44H19L18 46L19 47H16V46H13L12 48L10 47V49H14L15 51L17 50L18 51V48H20V46L22 47V51L24 50L25 51V48H27V46H30L29 45V43L31 44V38H34L33 39V41L34 40H37L39 37H37V36H39L38 35V29L36 30V27H35V30H31L29 27H31V23L32 22H34L35 21V17H36V13H38L40 10H41V8H40V5L42 6V5H44V3H45ZM28 3V4H27ZM28 6H27V5ZM3 7V8H2ZM26 8V9H25ZM38 8H40V9H38ZM43 8V7H42ZM35 9H36V11H35ZM37 9H38V11H37ZM22 12H24V13H22ZM26 12V13H25ZM28 12H30V13H28ZM34 12H35V14H34ZM28 13V14H27ZM15 14V15H14ZM19 14V15H18ZM31 14H33V16L34 17H32V15ZM24 15L25 16V18L24 19H29L30 17H32V19H33V21H29L28 20V22L26 21L25 22V20L23 19V17L22 16ZM26 15H27V18H26ZM14 16V17H13ZM21 16V17H20ZM21 19H23L24 20V22H25V24L23 25L22 23H24ZM18 20V21H17ZM11 21V22H10ZM18 23H17V22ZM17 23V24H16ZM22 24V25H21ZM28 25H29V27H28ZM27 26V30L29 31H27L26 29H25V27ZM20 27H23V29L22 30H24V34H23V31H21V28ZM7 29V30H6ZM5 31V32H4ZM19 31V32H18ZM36 31V32H35ZM17 32V34H15ZM30 34H34L35 35V37H31L28 33ZM8 33V32H7ZM13 34H15L16 35V37L18 36L19 37V35L20 34H22V36H20L21 37V39H20V37H19V39H18V37H17V40L16 39H13V38H15V36L13 35ZM26 34V36L24 37V35ZM2 35V34H1ZM28 35L30 36V39H29V37H28ZM37 35V36H36ZM14 36V37H13ZM24 37V38H23ZM26 37H28L27 38V40H28V42L29 43H27V41H26ZM7 38H8V40H7ZM10 38H12L11 39V41H9L10 40ZM23 38V39H22ZM22 40H25V43H22L21 41ZM16 41V42H15ZM33 41H32V45L34 44V43H36V45L39 43H37L36 41L33 43ZM24 42V41H23ZM17 43V44H16ZM12 44V45H11ZM38 46V45H37ZM25 47V48H24ZM2 48V47H1ZM29 48V50H30V47H28ZM3 49V48H2ZM9 48H8V51L10 50ZM19 49V51H21ZM7 52V49H3L2 50V52ZM18 51V52H19ZM26 51H28V49L26 50ZM13 53H14V51H13ZM17 53V52H16ZM16 53H14V55H18V54H16ZM24 53V52H23ZM22 53V54H23ZM41 52H39V54H38V57H39V60H40V63H41V67H39L37 70H34V71H32V73H31V75H32V77H36V78H41L42 77V71H44L45 69H47L48 68V62H47V60H46V58H45V56L44 55H42V53L40 54ZM25 54H26V52H25ZM25 54H23L22 56H25ZM133 59V58H132ZM20 70H24L25 71V73H21V72H18L20 75H22V76H25V75H27V74H29V72L27 71V70H25V69H23V68H20L19 69V71Z\"/></svg>", "mask_w": 264, "mask_h": 264}]
</instances>
